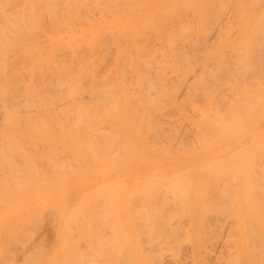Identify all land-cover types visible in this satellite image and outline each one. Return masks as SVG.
<instances>
[{
	"label": "bare ground",
	"instance_id": "bare-ground-1",
	"mask_svg": "<svg viewBox=\"0 0 264 264\" xmlns=\"http://www.w3.org/2000/svg\"><path fill=\"white\" fill-rule=\"evenodd\" d=\"M6 1V0H5ZM8 2H10V0H7ZM14 1H18V3H16L17 4V6H16V4H15V2ZM26 4H27V2H28V4H29V1H26V0H23ZM35 1V0H34ZM40 0H37V2H39ZM43 0H41V2H42ZM57 1V0H56ZM54 2L53 4L55 5V7L57 8H55V7H53V6H51V5H53L52 3L50 4V2H52V0L50 1V0H48V2H47V0L45 1V3L47 2V7L49 8L50 6L54 9V11L53 12H58V11H60L61 10V8H62V6H60L59 7V5L58 4H60V5H65L64 4V1L65 0H62L63 2H60V3H57V2ZM61 1V0H60ZM75 2L77 1L78 2V0H74ZM74 1H73V3H74ZM93 1H95V2H97L98 0H93ZM104 1V0H103ZM117 1H119V0H117ZM124 2L126 1H128L127 3H128V5L129 6H131L130 5V1L131 0H123ZM156 1H158V0H156ZM160 2L162 1V0H159ZM231 3H230V2ZM1 2H3V3H1ZM0 3L1 4H3L4 6L3 7H11V6H16V8H18L19 7V5L18 4H20L22 1H20V0H13V2H14V4L15 5H12L11 3H8L7 5H9V4H11L10 6H6L5 4L7 3H5L3 0L1 1ZM20 2V3H19ZM31 2H33V1H31ZM31 2H30V4H31ZM37 2H34L33 3V7L34 6H36L37 7V5H34L35 3H37ZM66 2V1H65ZM88 2V1H87ZM92 2V1H91ZM135 1L133 0L131 3H134ZM149 2H150V0H145L143 3H146L147 5L149 4ZM25 3H21V5L20 6H22L23 5V8H22V10H19V12H20V14H23V15H18V17L20 16H24V17H26L24 14H26V11L29 13L31 10L32 11H34L33 9H36L35 7L34 8H32L31 6H32V4L31 5H28V7L29 8H32V9H29L28 7H26L25 5ZM43 3V2H42ZM41 3V4H42ZM56 3H57V5H56ZM68 3H69V0H68ZM79 6H81V3L82 2H80V0H79ZM126 3V4H127ZM142 3V4H143ZM164 3V2H163ZM228 3H230L229 5H228ZM228 3H227V6H229L230 7V5H232L233 3V6H234V8L236 9H234L233 7L232 8H230V10L231 9H233L234 10V12L236 11V13H233V11L231 10L229 13H231V15H235L236 14V16H237V14H239V12H240V15H238V16H240L239 18H232L233 16H231V18L232 19H230L231 21L229 22V20L227 19V21H228V26H229V29L231 28V26L229 25L230 23L231 24H233L234 26H235V24H237V22H238V24H239V22H242V23H245V22H247V23H250L251 25V28H249V29H245L242 33H239V37L241 36V38H242V40L243 41H245V50H241L238 46H241L243 43H239V44H237L238 46H235V48L237 47V50H234L235 48L233 47L232 48V46H231V50H234V52H235V56L238 54H236V52L238 51H240L239 53H240V55H241V53H242V51H244L242 54H244L243 56H245V55H247V53L249 52V46H247V44H249V42H250V47L251 48H253L254 50V52H253V54L255 55V54H257L259 57H260V55L259 54H261V52L262 51H264V50H262V51H260L261 49H264V47H261L262 45H264V44H262V43H264V42H262V41H264V40H262V39H264V0H233V2H232V0H228ZM25 4V5H24ZM40 4V3H39ZM40 4V5H41ZM48 4H50V5H48ZM76 5L78 4V3H75ZM86 4V3H85ZM92 4H93V2H92ZM95 4V3H94ZM96 4H98V3H96ZM106 4V3H105ZM141 4V6H140V13L141 14H143V15H139L138 16V18H135L136 20V22H135V25H134V28H133V32L134 33H132V32H130L131 31V29H129V30H126L127 32L129 31L130 32V34L128 35V38H127V40H126V46H124V47H127L128 49V51L126 50V49H122L121 48V44L123 43V42H121V43H119L118 41H120V39L117 41L119 44H117V45H115V46H117L116 48H117V52H116V54L113 56V62L112 61H110V62H112V63H114V65L112 66V67H110L109 69H105L103 72H101V70H103L105 67H103V68H101L100 69V67H99V62H98V60H97V68L94 66V63L92 62L93 61V59H92V63H91V65H89V60L88 61H85V56H84V59H83V56H82V54H78V50H77V52H76V50L74 51H72V49H71V47L70 46H68V45H66L64 48H66V47H70L69 49H71V51L70 52H72V54H69V56L71 55V57H72V61H70L71 60V58H69V61L70 62H76V61H79V63L76 65L77 66V68H74V67H76V66H73V64L74 63H72L71 65L73 66V67H71V68H74V69H72V70H75V71H73V72H70V68L68 67L69 65H70V63L69 62H66L65 61V59L64 58H62V57H58V54L56 55L58 58H56V56L55 55H52L51 53L52 52H50V49H45V47H46V42L44 41V38H46L47 36L43 33L45 30H42V29H37L38 27H40L39 26V24H38V27H35V24L36 23H38V21L36 22V23H33V22H35L36 21V15L38 16V14H40V12L37 14V12L36 11H34V12H36V14H34V12L32 13V11L30 12L31 14L29 15L28 13H27V15L28 16H31V15H33L34 14V16H35V18H34V21L33 20H31V19H33V17H30V20L28 21L27 20V17L26 18H24L25 19V21L23 22L22 21V23H21V26L19 25V24H17V22H15L16 20H15V18L17 19V17H15L16 15H14L13 16V14H15L16 13V10L17 9H15V13L13 12V9L15 8H8V9H11L10 11L8 10V12L7 11H5L4 9L2 10L1 8H2V5L0 6L1 8V10H2V13L4 12L5 13V15H6V17L7 18H5V16L3 17L2 15H1V10H0V17L2 18V19H4V23H5V26L4 27H2L3 25H4V23H1L2 22V19L0 18V23H1V27H2V29L3 30H1L0 31V138H3V139H6V141H8L9 139L8 138H6V137H11V136H13L14 134L15 135H19L20 134V136H21V134H23L24 132H25V130L24 129H22V128H20L21 127V124L23 125H27L26 127L28 128V130L30 131V132H32L33 134H51V133H53V134H55V135H65V136H72L73 138H76V139H79V137L81 138V137H83V136H85V135H87V134H91L90 136H91V138H89L88 136V138H86V143L88 142H91V145H92V138H95L93 141L95 142V140L98 138H100L101 137V140H102V138H103V140L105 141V140H107L105 143H106V145H109L110 143V150L111 149H113V147H115V149L113 150L114 151V153H119V154H123L126 158V163H127V169L125 170V174H124V182H125V192H124V215H125V218L124 219H126L125 221V236H124V242H125V245H126V251L125 252H123L122 250H125L123 247H122V250H121V252H116V253H119V255L120 256H117L118 254H116V256L115 257H117V260H118V262H117V264L119 263V261H122V259L124 260V262H122L121 264H152V262H154L153 261V259L155 258L154 257V255H156L155 254V251L153 252V253H151L152 252V250H151V248H152V246L155 248V244H156V246H157V244L160 242V240H161V237L159 236V234L161 233L162 235H164V233L165 234H167L168 232V234H170V233H172L173 232V230H176V229H181V230H179L181 233H182V230H184L183 232H185V230H187V229H185V226L183 227L182 226V222L183 221H185V219H186V221H187V219H189V220H191V219H194L193 220V226H194V228H197V220L195 219V218H197V217H199L200 215H202V214H204L203 215V217L205 218H207L208 217V219H204V218H202V223H203V221L205 220H209V216H207L208 214H209V212H213L211 209V211L209 210V211H207L206 212V210H205V208H204V203L206 204V202H207V200L205 201L204 199H208L209 198V193H210V188H209V186H208V188L206 187V182H207V176H201V174L199 175V173H200V171H204L205 169H206V166H207V162H208V159L207 158H205V159H203L202 157H200V154L199 155H197V153H195L194 151H191V144H190V142L188 143L186 140L183 142L182 141V145L181 146H179L180 144H178V145H176L178 142H176L175 140H177V141H179L180 142V140H178L179 139V136H180V134L178 133V131H176V133H178L179 134V136H177V134H176V136H175V138L173 139L174 140V142H175V145H174V143H172V144H167L168 143V141L166 140V137L168 138V139H170L171 140V138H170V135H168L169 134V132H173V128L175 129V127H174V125H172V122H171V125L173 126V128H171V130L170 129H168V131L167 130H165V128H162V127H164L165 126V124L167 123V122H165L164 124H163V122H164V120H162V119H160L159 117L161 116V115H163V116H166L165 115V113H163L164 111H162L163 109H161V108H163V107H165V106H163L164 105V103H162L163 101V99H162V96L167 92V88L169 87V85H170V89L168 88V91L169 92H167V93H169V94H171V95H173V94H178V92H179V89L178 88H180V87H182V86H184L185 84H189V85H191V87L189 88V89H186L187 87H188V85H186V88H185V94H183V96L182 97H185L186 99H184L183 101H185L186 100V102L188 101V105H189V102H191V100H192V102L194 101L193 99H195V97H196V95H197V93H198V89L197 88H201L202 90H203V92L202 91H200V93H202V94H204V95H202V94H198V95H202L203 96V98L201 99V97L202 96H200L199 98L201 99V101L199 102L198 100H200L199 98H198V95H197V98H198V100H196L195 99V101H197V102H195L194 101V103H195V105H197L198 107H199V111L197 112L198 114H199V117H198V122H197V124H198V126H197V129H195V128H193V129H195L196 131H198L197 133L195 132V130L194 131H192V128H191V131L192 132H194V134H195V136H197V138H198V141L197 142H199V143H197V145L202 149V154H204V149H205V153L208 151V148H209V145H210V143L213 145V144H215V143H217L218 141L220 142V140H218L217 142H215L214 143V140L212 139L211 141H213V143L212 142H210V138L208 137V135H209V133H208V131H209V124L213 127V129H215V131H217L216 133L218 134V130L217 129H219V131L221 130L223 133H225L224 131V129L223 128H221V127H219V125H224L223 124V122H224V118L222 119L221 117L223 116V115H221L222 113H219L220 111H221V109L222 108H219V104H221V103H218V105H217V102L219 101V100H221L222 98H223V95H222V93L220 92L223 88V90H226L225 89V87L227 86V85H223V86H225V87H220L221 89H218L219 87L217 86V84H219V86H220V84H222V83H217L216 84V82L217 81H215V83H214V85H216V87H210V86H208V85H206V81H205V79H207L208 80V78L207 77H212L213 75L215 76V74L214 73H216V74H218V76H219V73H217V70L216 71H214L213 69L215 68V66H214V62L216 63V61H217V57H218V55H221V54H223V58L222 59H224L225 57H224V54H226V52L225 53H223L220 49V52H222L221 54H220V52H219V50H215V51H213L212 52V57L215 59L214 61H213V67H211V65L210 64H212V63H210L209 61H210V59H209V57H208V60L209 61H205V62H203V63H201V65H202V67L200 68V65H199V67H198V69L200 70V72H199V70H198V73H193V74H197V75H193L192 74V72L190 73V74H192L193 76H195V78L193 79L192 78V81L193 82H197V84H196V82L195 83H190V81L188 82V83H186V79H187V76H188V72L187 73H184V75L185 74H187V76H186V79H184L185 77H183V79H182V75L179 73V72H176L175 71V76H176V79H178V80H176L175 79V76H174V71L173 70H176V69H178V68H182V67H184L185 65L187 66V64H185V65H182V63L184 62V61H186V63H187V61H192L193 63H194V59H195V61H197L198 60V58H200V57H203V53H202V56H200V57H198L197 58V55H195V58H193L194 57V54H191L190 55V57L193 55V57H191V58H193V60L189 57V55H187V53L189 54L190 52H192L191 51V47H192V49L194 48L193 47V44H194V46H195V48H199L200 46L202 47V48H200V49H202L200 52H203L204 51V55H206L207 54V52L209 51V49L213 46L211 43H210V41L214 38V43H215V33H212V31L214 30H216V29H212V27L213 26H211V24H212V21H213V23H215V25H217L218 27H220L218 24L220 23V19H221V17H222V20L224 19V17L222 16L223 14H224V10H227V6H226V0H166V4H163V7H160L162 10L160 11L161 12V15L162 16H160L159 18H160V20L158 21L159 23H160V25H159V28H158V26H156L155 24H153V23H151V22H153L151 19H152V17H150L151 19H148L147 17H145L144 18V15H146V13L148 12V11H150V12H148L147 13V15L150 13V15L152 16V12H153V10H154V8L153 7H149L148 9L146 8V7H148V6H143ZM156 4H158V2L156 3L155 2V5ZM171 4H174V7H175V5H180V7H179V10L180 9H183L184 10V12H186L187 10H190L188 13L190 14V12L192 13V17H194L195 18V20L194 19H192V17L190 18V15H188V17L190 18V20H187L189 23H191V19L192 20H194V24L193 23H191V25L190 24H187V21L185 20V16L187 17V12L186 13H184L183 11H181L180 10V12H182V13H179L178 11H176L178 14H176V12L175 13H173L174 11H171L172 9L174 10V7H173V5H171ZM70 7L69 8H71V9H68V10H71V15H72V13H73V11H72V9L73 8H76L75 6H74V4H72V1H70ZM89 5H90V3H89ZM118 5V4H117ZM152 5H153V3H152ZM151 5V6H152ZM170 5H171V7H173V8H171V10L169 9H167V8H169L170 7ZM24 6H25V8H24ZM72 6H73V8H72ZM87 6V5H86ZM123 6H124V4H123ZM126 6V5H125ZM128 6V7H129ZM236 6V7H235ZM42 7L43 8H41V9H44V11L45 10H47V8L44 6V5H42ZM46 9H45V8ZM51 7L49 8V11L47 12V13H45V15L46 14H48L47 16L48 17H52V18H54L53 16V12H52V10H51ZM101 7V6H100ZM109 7V6H108ZM26 8H28V9H26ZM78 6H77V10H78ZM82 8V7H81ZM95 8H97L98 9V7H95ZM129 8H131V7H129ZM151 8V9H150ZM225 8V9H224ZM237 8H238V10H237ZM244 8H247L246 10H244ZM248 8H249V11H248V13H245V11L247 12V10H248ZM19 9H20V7H19ZM37 9H38V7H37ZM36 9V10H37ZM55 9L57 10V11H55ZM96 9V10H97ZM101 10H102V8H100ZM99 9V10H100ZM104 9V8H103ZM106 9L108 10V8H105L104 9V12H106ZM119 9V8H118ZM121 9V8H120ZM146 9V10H145ZM251 9H258L257 10V12L254 14V15H252L250 18H248L247 19V15L249 16V13L250 12H253ZM24 10V11H23ZM50 10H51V12H50ZM65 9L63 8V11H64ZM81 10V9H80ZM84 10V9H83ZM101 10L100 11H98L97 13H101ZM111 10V9H110ZM109 10V11H110ZM114 9H112L111 11H113ZM124 10L125 9H123L121 12H124ZM186 10V11H185ZM220 10H222V14H221V12H220ZM229 10V9H228ZM241 10V11H240ZM243 10H244V12H243ZM24 12V13H22V12ZM43 11V10H42ZM43 11V12H44ZM63 11H60L63 15H64V13H63ZM65 11H67V9L65 10ZM64 11V12H65ZM76 11V10H75ZM82 11V10H81ZM81 11H78V12H81ZM103 11V10H102ZM115 11H117V10H115ZM115 11H113V13L115 12ZM127 11V10H126ZM139 11V10H138ZM157 11V10H156ZM171 13H170V12ZM218 11H219V14H218ZM10 12H12L11 14H10ZM43 12H41V14H40V16H42V13ZM52 13V14H50V13ZM77 12V11H76ZM89 12V11H88ZM108 12V11H107ZM120 11H118V13H119ZM128 12V11H127ZM137 12V11H136ZM205 12H207L206 14L208 15V13H210L208 16H209V20H211V17H210V15L212 16V14H213V18H212V21H209V23H210V27H208V25L207 24H209L208 22H207V20H206V16L204 17V13ZM238 12V13H237ZM7 13H9V14H7ZM54 13V14H55ZM59 13V12H58ZM58 13H56V14H58ZM67 14L63 17L62 15V17L63 18H65L66 16H70V19L72 20L73 18H72V16L70 15V12H66ZM75 13V12H74ZM73 13V14H74ZM92 13V12H91ZM108 13H110V12H108ZM108 13H101L102 14V16L104 15V19L106 20V18L105 17H107L106 16V14H108ZM112 13V12H111ZM112 13V14H113ZM184 13V14H183ZM233 13V14H232ZM241 13H243L242 15L243 16H245L244 15V13L245 14H247L245 17H246V19H244L245 17H243L242 15H241ZM17 14H18V11H17ZM69 14V15H68ZM79 14V13H78ZM81 14H88L87 12H85L84 13V11L81 13ZM81 14H80V16H81ZM174 14H176L175 16H174ZM182 14V15H181ZM216 14V15H215ZM217 14H218V18H216L217 17ZM221 14V15H220ZM225 14H226V11H225ZM224 14V15H225ZM12 15V16H11ZM51 15V16H50ZM53 15V16H52ZM60 15V14H59ZM58 15V16H59ZM85 15V18L86 17H90V15L88 14V16H86ZM99 15L100 14H98V20H97V16H95V18H96V20H90V19H85L84 17H82V18H84V21L85 22H83V20L81 19V17L80 16H78V18L80 17V19L82 20V22H80V21H78V22H76V21H74V20H72V22H75L76 24L78 23L79 25H81L82 23L83 24H85L86 22L87 23H90V21L92 22V21H94V23H93V25L92 26H95V24L98 22V23H100L101 21H102V16H101V18L102 19H100V17H99ZM111 15V14H110ZM146 15V16H147ZM156 15V14H155ZM170 15H173V16H171V17H169ZM181 16L180 18L178 17V16ZM185 15V16H184ZM43 16H44V13H43ZM43 16L42 17H40V20L44 23V19H43ZM47 16H46V19H45V21L46 20H49V18H47ZM57 16V15H56ZM75 16V14L73 15V17ZM109 16V15H108ZM113 16V15H112ZM141 16V17H140ZM142 16H143V18H142ZM207 16V17H208ZM214 16H216L215 18H214ZM219 16H221V17H219ZM8 17H11L10 18V20H11V24H9V19H8ZM13 17H14V19H13ZM20 17L18 18V19H20ZM60 17V16H59ZM59 17H56V18H58L59 19ZM62 17H61V19H62ZM76 18H77V16H75ZM115 17V16H114ZM148 17H149V15H148ZM182 17H184V20L186 21V24L183 22V18ZM45 18V17H44ZM76 18H74V19H76ZM133 18V16L131 15V14H128L127 15V20H131ZM154 18V17H153ZM159 18H156V19H159ZM5 19H6V21H5ZM21 19H23V17L21 18ZM21 19H20V21H21ZM39 19V17H37V20ZM60 19V20H61ZM67 19V18H66ZM66 19H64V20H66ZM69 19V18H68ZM69 19V20H70ZM144 19V20H143ZM186 19H188V18H186ZM214 19L216 20V21H218L219 23L218 24H216L217 22H214ZM218 19V20H217ZM8 20V21H7ZM13 20H15V21H13ZM26 20H27V22H26ZM39 20V21H40ZM52 20H55V19H52ZM51 19H50V21H52ZM59 20V21H60ZM64 20H62V21H64ZM77 20H79V19H77ZM89 20V21H88ZM104 20V21H105ZM108 20V19H107ZM149 20H150V22H149ZM175 22H174V21ZM232 20H234V22L232 23ZM235 20H236V22H235ZM237 20H241V21H237ZM20 21H19V23H20ZM56 21V20H55ZM54 21V22H55ZM58 21V20H57ZM57 22L56 24L57 25H59L58 23H60V22ZM62 21H61V23H60V25H62ZM109 21V20H108ZM8 22V24H6ZM12 22H15V24H16V26L14 25V23H12ZM32 22V23H31ZM68 22V24H69V21H67ZM80 22V23H79ZM96 22V23H95ZM131 22H134V20L132 19V21ZM172 22H174V23H172ZM177 22V23H176ZM226 22V21H225ZM25 23H26V25H25ZM31 24L33 27H30V25L29 24ZM42 23V25H44V24H46V22L43 24ZM48 23H50L49 21H48ZM52 24H54L53 22H51ZM50 23V24H51ZM65 23H66V21H65ZM74 23V24H75ZM86 23V24H87ZM97 23V24H98ZM111 23H112V21H111ZM114 23H117V21L116 22H114ZM121 23V22H120ZM184 23V24H183ZM222 23V22H221ZM220 23V24H221ZM23 24H24V27H23ZM41 24V23H40ZM56 24L54 25V27H58V26H56ZM68 24H66V25H68ZM72 24V23H71ZM77 24V25H78ZM82 24V25H83ZM91 24V23H90ZM119 24V23H118ZM122 24V23H121ZM194 25V28L192 27L193 25ZM241 24V23H240ZM239 24V25H240ZM6 25H8V26H10V27H6ZM27 25H29L28 27H27ZM70 25V24H69ZM88 25L89 24H87V28H88ZM109 25H110V23H109ZM114 25V24H113ZM113 25H110V26H112L113 27ZM190 25V26H189ZM212 25H214V24H212ZM215 25H214V27H215ZM232 25V26H233ZM246 25V24H245ZM245 25L243 26V28L245 27ZM17 26H20V29H18V28H16ZM36 26H37V24H36ZM46 26V25H45ZM44 26V28H46ZM51 26V25H50ZM49 26V27H50ZM70 26H72V25H70ZM70 26H65V24H64V22H63V27H70ZM85 26V25H84ZM103 26H104V24H103ZM110 26H108L107 25V27H109L110 28ZM119 26H120V24H119ZM123 26V25H122ZM125 26L126 25H124V27H120L119 28V31L121 30V28H124L125 29ZM129 26V25H128ZM132 26V25H131ZM226 27V29L224 28V27ZM221 25V29H223L224 28V30H225V33H223L224 31L222 30V33L224 34L223 36H226L227 38L228 37H230L231 35H233V34H231V32H232V29L229 31L228 30V26H225V25ZM0 27V28H1ZM5 27H6V29H5ZM21 27H23V28H21ZM49 27L47 26V30L49 29ZM53 27V26H52ZM51 27V28H52ZM106 27V26H105ZM167 27H169L170 29H168ZM193 28V29H195V34H193V35H195L194 36V38L192 39V37L193 36H189V37H187V35L189 34L188 32H189V30H190V28ZM213 27V28H214ZM218 27H215V28H217V32H219V31H221L220 30V28H218ZM241 27V26H240ZM8 28H10V30L8 29ZM33 29V31L34 30H38V31H40L41 32V34H44V38L42 37L43 35H41V37L43 38V41L45 42H42V41H37L36 40V34H34L35 35V37L36 38H34L33 39V35H32V31L30 30H25V29ZM36 28V29H35ZM41 28V27H40ZM43 28V27H42ZM43 28V29H44ZM62 28V27H61ZM61 28L59 29L61 32H62V30H61ZM109 28H108V31H109ZM118 28V27H117ZM117 28H115L116 29V31H117ZM208 28H209V30L210 29H212V31H210L211 33V35L209 36L211 39H208L209 41V43L211 44V46L210 47H207V46H209V45H207V46H204V45H206V44H204L203 43V39H206V41H207V34L209 33L208 32ZM242 28V29H243ZM22 29H23V31H22ZM54 29H56V28H54ZM65 29V28H64ZM63 29V30H64ZM66 29H68V28H66ZM153 30V32L155 31L157 34H156V38H157V35L158 36H160V38L162 39L161 41L164 43V48H161L159 45H157V42L156 43H153V44H155V45H157V46H155V45H151L152 44V41H150L151 42V44H149V42H148V40H147V37H149V35L148 34H151L150 32H152V30ZM218 29H219V31H218ZM234 29H235V31H238L239 30V28H237V30H236V28L234 27ZM234 29H233V31H234ZM6 30V31H5ZM9 30V31H8ZM43 32H42V31ZM46 30V33H48V34H50V31L48 32ZM76 30V29H75ZM113 30V29H112ZM227 30L229 31V32H227ZM38 31H35V32H38ZM65 31V30H64ZM83 31V30H82ZM146 31H149L148 32V34H146ZM241 30H239V32H240ZM51 32H54V31H51ZM57 32V31H56ZM55 32V33H56ZM69 32V31H68ZM227 32V33H226ZM39 33V32H38ZM58 33V32H57ZM63 33V32H62ZM106 33V32H105ZM109 33L110 34H108V36L109 35H112V36H114V33H116L115 31H114V33L112 34V32H110L109 31ZM117 33H118V31H117ZM121 33H122V31H121ZM232 33H234V32H232ZM90 34V33H89ZM89 34L87 35V36H89ZM213 34V35H212ZM220 34H221V32L220 33H218L216 36L218 37V39H219V37H220ZM226 34V35H225ZM231 34V35H230ZM8 35H13V36H11L13 39H11L10 38V36H8ZM50 35H52V34H50ZM55 35H57V34H55ZM107 35V34H106ZM145 35H148L147 37L145 36ZM230 35V36H229ZM8 36V37H7ZM32 37V39L33 40H31L30 38H28V37ZM75 37H79V36H77V35H74ZM86 36V37H87ZM91 36H92V34H91ZM96 36V35H95ZM107 36V37H108ZM221 36H222V34H221ZM18 37V38H17ZM20 37V38H19ZM27 37V38H26ZM97 37V36H96ZM99 37V36H98ZM98 37H97V39H98ZM104 37H105V34H104ZM111 37V36H110ZM110 37H109V39H110ZM117 37V34H116V36H114V38H116ZM121 37H122V34H121ZM216 37V38H217ZM17 38V39H16ZM49 38V37H48ZM73 38V37H72ZM80 38V37H79ZM90 38V37H89ZM92 38V37H91ZM93 38H94V35H93ZM103 38V37H102ZM106 38V37H105ZM113 38V37H112ZM118 38H119V36H118ZM122 38H124V33H123V37ZM195 38H197V40L198 41H196L197 42V44H196V42H194L193 40H195ZM47 39V38H46ZM50 39V38H49ZM60 39V38H59ZM64 39H65V37H64ZM67 39V38H66ZM65 39V40H66ZM87 39V38H86ZM96 38H95V43H94V41H93V39H92V41H90V39L89 40H85V42L86 43H84L85 44V48H89V49H91V50H93V48L95 47V45H97V42H98V40H97ZM117 39V38H116ZM116 39H115V43H116ZM154 38H152V40H153ZM199 39H200V41L203 43H198L199 42ZM220 39H221V37H220ZM220 39H219V41H220ZM258 39L262 42H260V44L259 45H261V46H257V42H258ZM39 40H41V38L39 39ZM71 40V37H70V39H67V41H70ZM103 40H105L104 38H103ZM112 40V39H111ZM124 40H125V38H124ZM123 40V41H124ZM156 40H158V39H156ZM160 40V39H159ZM217 40V39H216ZM49 41V40H48ZM54 41V40H53ZM60 41V40H59ZM67 41H64L63 43H67ZM73 41V40H72ZM78 41H79V39H78ZM121 41H122V39H121ZM205 41V40H204ZM222 41V40H221ZM242 41V42H243ZM251 41H257L256 43L257 44H253V45H255V46H252V42ZM76 42V41H75ZM82 42H84V41H81V43ZM104 42V41H103ZM102 42V43H103ZM162 42H160V43H162ZM208 42H206L207 44H209ZM217 42H218V40H217ZM241 42V41H240ZM70 43H72V42H70ZM70 43H69V45H70ZM77 43V42H76ZM75 43V44H76ZM106 43H107V41H106ZM109 43V42H108ZM107 43V44H108ZM58 44V43H57ZM61 44V43H60ZM59 44V45H60ZM68 44V43H67ZM75 44H72V46H75ZM110 44H112V42L110 41ZM179 44H181V47H183V48H177L178 47V45ZM200 46H199V45ZM216 44V43H215ZM214 44V45H215ZM62 45V44H61ZM58 46V47H62V46ZM98 45H99V42H98ZM103 45L104 46H106L105 45V43H103ZM196 45H198V46H196ZM244 45V44H243ZM243 45H242V47H243ZM49 46V45H48ZM80 46H81V49H82V45H79L78 47H77V45H76V47L77 48H79L80 49ZM111 45H109V47H110ZM203 46H204V48H203ZM221 46V45H220ZM102 47V46H101ZM109 47H106V50L107 51H109L108 49H109ZM114 47V46H113ZM113 47H112V49H113ZM158 47H160V48H158ZM184 47H186L187 49H185ZM261 47V48H260ZM51 48V47H50ZM63 48V50H65ZM98 48H99V51H101V49H100V46H98ZM103 48V47H102ZM133 49L135 52H136V54L137 55H135L134 57H136L137 58V64L136 65H134L133 64V62H134V59H132L133 60V62H130V60H131V57L133 58V54L131 53L130 54V52H129V50L130 49ZM194 48V49H195ZM258 48H260V50L258 49ZM74 49H75V47H74ZM89 49H87L88 50V56L90 55L89 54ZM111 49V48H110ZM181 50L182 52H180L179 50ZM183 49H185V51L183 50ZM226 49H229V48H226ZM238 49H240V50H238ZM256 49H258V50H256ZM83 50H86V49H84L83 48ZM189 50H190V52H189ZM44 51H47L45 54H44ZM66 51V50H65ZM68 51V50H67ZM67 51H66V53H67ZM114 52H115V47H114V50H113ZM112 51V52H113ZM257 51H260V52H257ZM58 52H60L59 50H58ZM102 52V51H101ZM101 52H100V54H101ZM193 52H194V50H193ZM192 52V53H193ZM55 53H57V50L55 51ZM63 53H65V52H63ZM68 53H69V51H68ZM98 53V52H97ZM107 53V52H106ZM106 53L104 54V55H106ZM186 53V54H185ZM198 53V52H197ZM227 53H228V50H227ZM259 53V54H258ZM54 54V53H53ZM60 54H62V53H60ZM59 54V55H60ZM93 54H94V52H93ZM99 54V53H98ZM99 54V55H100ZM229 54V53H228ZM262 54H264V53H262ZM261 54V55H262ZM66 55V54H65ZM99 55H97L96 57H95V59L96 58H99ZM103 55V54H102ZM102 55H101V58H102ZM111 55H112V53H111ZM129 55V56H128ZM240 55H237L236 57H235V60H236V58L237 59H239V58H241L240 57ZM249 55H250V58H249V60L251 59V62L249 61V63L251 64V63H253V61L254 62H256V57L259 59V57L257 56V55H255V56H253V55H251L250 54V52H249ZM53 56H55L54 58H53ZM110 56V55H109ZM228 55H226V57H227ZM66 57H67V55H66ZM87 57V56H86ZM108 57V56H107ZM106 57V58H107ZM211 57V58H212ZM233 57V58H234ZM251 57H253V58H251ZM255 57V58H254ZM56 58V60H54ZM89 58V57H88ZM212 58V59H213ZM219 58H220V56H219ZM218 58V59H219ZM229 58V57H228ZM232 58V59H233ZM244 58V57H243ZM109 59V58H108ZM108 59H106L107 60V62H108ZM110 59H111V57H110ZM126 59H128V60H126ZM190 59V60H189ZM242 59V58H241ZM247 59H248V57H247ZM253 59H255V60H253ZM101 60V59H100ZM102 60H103V58H102ZM101 60V61H102ZM105 60V59H104ZM103 60V61H104ZM112 60V59H111ZM136 60V59H135ZM234 60V59H233ZM245 60V59H244ZM243 60V61H244ZM260 60V59H259ZM101 61H100V63H101ZM126 61H128V62H126ZM223 61V62H222ZM221 62H219L218 63V65L216 66V68L217 69H219L218 71L219 72H221L220 70H221V68H222V72H224V71H226V70H224V68H225V66L227 67V65H229V63L227 62L228 61V59L226 60L225 59V61L224 60H222ZM231 60H229V62H230ZM240 61H242V60H240ZM258 61V60H257ZM94 62H95V60H94ZM182 62V63H181ZM192 62H190V63H192ZM225 62H227V63H225ZM232 62V61H231ZM69 63V64H68ZM102 63H104V62H102ZM102 63H101V66H102ZM125 63V64H124ZM127 63V64H126ZM178 63H180V64H178ZM232 63H234V62H232ZM231 63V64H232ZM248 63V64H249ZM259 65H260V67H259V65L257 64V62L255 63V65L257 64V66H255L254 65V63L252 64V66H255L258 70L259 69H261L262 67H264V65H262L261 66V62L259 61ZM106 63H104V65H105ZM110 64V63H109ZM224 64V65H223ZM226 64V65H225ZM235 64V63H234ZM239 64H240V62H239ZM242 64V63H241ZM243 64H245V66L243 65ZM242 65H243V67L242 68H240V69H243V71H244V73H245V76H248L247 74H248V72L250 73V75H253V74H251V73H253V72H255L256 70L254 69L255 67H253V69L251 70V68L252 67H250V68H248L249 67V65L248 64H246V61L243 63ZM262 64H264V61H262ZM70 65V66H71ZM75 65V64H74ZM103 65V66H104ZM189 65V64H188ZM127 66L129 67H131L132 69L130 70V72L129 73H131L130 75H131V77H130V75L127 77L128 79H126V80H124V76L126 77V75L128 74V72L126 71L127 70ZM190 66V65H189ZM224 68H223V67ZM246 66H248L247 68L248 69H245V67ZM130 67H129V69H130ZM191 67V66H190ZM190 67H189V69L188 68H186V69H188V70H190ZM230 67H231V65H230ZM229 67V68H230ZM235 67H236V64H235ZM234 67V68H235ZM241 67V66H240ZM90 69L91 71L90 72H88L87 71V69ZM185 68V67H184ZM213 68V69H212ZM24 70V72L26 73V75L27 76H25V74L24 73H22V71ZM153 69V70H152ZM179 69V70H180ZM185 69V70H186ZM191 69H192V67H191ZM196 69H197V67H196ZM250 69V70H249ZM171 70V71H170ZM181 70H183V68L181 69ZM184 70V71H185ZM227 70H228V67H227ZM237 70V69H236ZM166 71L168 72H170V73H172L173 72V76H172V74H170L169 72V75L166 73ZM194 71V70H193ZM231 71H233L232 69H231ZM245 71H248V72H245ZM253 71V72H252ZM262 71H264V70H262ZM99 72H101V73H99ZM125 72H127V74H125ZM195 72H196V70H195ZM222 72H221V74H222ZM229 72V74L231 73L230 71H228ZM259 72V74H257ZM257 73H255L254 75H256V76H258V75H261L262 73L260 72V71H258ZM201 73V74H200ZM237 73V72H236ZM243 73V74H244ZM261 73V74H260ZM22 74H24V76H25V78L23 79V81H22V85L23 86H20L21 85V81L20 80H22V79H20V76H23ZM232 74V73H231ZM240 75L239 76H241V72L239 73ZM242 74V75H243ZM179 75H181V77L179 76ZM183 75V76H184ZM191 75V76H192ZM233 75H235V74H233ZM89 76H91L90 77V80H88L89 78ZM190 76V75H189ZM207 76V77H206ZM213 76V78H215ZM245 76H242V77H245ZM256 76H254L255 78H256ZM130 77V78H129ZM221 77V76H220ZM227 77H229V78H227L228 80V82L230 81V80H233V79H231L232 78V75L231 76H227ZM231 77V78H230ZM251 78H252V76H250ZM261 77H264V75H262ZM261 77H259L258 78V80L256 81V83H254L253 82V85L255 86V85H257V87L259 86V85H261V82H262V79H260ZM23 78V77H22ZM86 78H88V79H86ZM175 80H174V79ZM169 79H171V80H173V81H169ZM180 79H181V82L183 83V84H181V82H180ZM216 79H217V75H216ZM225 79V78H224ZM224 79H223V81L222 82H225L224 81ZM230 79V80H229ZM244 80V78H241V80ZM247 79V78H246ZM249 79V78H248ZM88 81L87 83L85 82V81ZM185 81V83H184V81ZM195 80V81H194ZM220 80V79H219ZM176 81V82H175ZM209 81V80H208ZM211 81H213V79L211 78ZM213 81V82H214ZM236 81V80H235ZM247 81V80H246ZM119 82V84H117ZM174 82V83H173ZM177 82H179V83H177ZM238 82H240V81H238ZM251 82H252V80L250 81V85H251ZM169 83V84H168ZM211 84V82L209 81V82H207V84ZM234 83H235V85L236 84H238L237 82H229V88L230 89H228V87H227V90H230V91H232V90H234V92H233V94L235 95L236 93H235V89H233L234 87H236L235 85H234ZM262 83H264V82H262ZM165 84H167L166 86H167V88H166V86H165ZM173 84V85H172ZM180 85V87H178L177 85ZM196 85V86H194V85ZM241 84V83H240ZM118 85V86H117ZM177 86V88L175 87V86ZM182 85V86H181ZM193 85V86H192ZM213 85V86H214ZM241 85H246V88L245 89H247V83H245V84H241ZM248 86L249 88H251V90L253 89V86ZM173 88H172V87ZM211 86H212V84H211ZM52 89H51V88ZM194 87V88H193ZM238 87H239V85H238ZM241 87V86H240ZM261 87L262 86H259V88L261 89ZM18 88H20L21 90H23V92H21L20 93V89H18ZM48 88H49V90L51 91H49L48 90ZM174 88H176V89H174ZM231 88H232V90H231ZM242 88V87H241ZM243 88H244V86H243ZM242 88V89H243ZM248 88V90H250ZM262 88H264V87H262ZM193 89V91H191V90ZM201 89H199V90H201ZM255 89V88H254ZM174 90V92H172ZM181 90V89H180ZM186 90H190L189 91V93L190 92H192L191 93V96H189V98L190 99H187V97H186ZM226 90V91H227ZM236 90H238V89H236ZM19 91V92H18ZM48 91H49V93H48ZM55 92V93H53L52 94V92ZM170 91L172 92V93H170ZM176 91H178V92H176ZM225 91V92H226ZM230 91H228V92H230ZM243 91V90H242ZM240 92V93H243V92ZM254 90H252V92H253ZM255 91H256V89H255ZM195 92V93H194ZM219 92V93H218ZM222 92H224V91H222ZM245 92V91H244ZM257 92V91H256ZM256 92H254V93H256ZM258 92L259 93H261V91L258 89ZM257 92V93H258ZM262 92H264V91H262ZM188 93V95H190ZM239 92H237V94L236 95H241V94H238ZM258 93V94H259ZM52 94V96L50 97L49 95H51ZM224 94V93H223ZM245 94V93H244ZM175 95V96H176ZM220 95H222V98L220 99ZM232 95V94H231ZM230 95V96H231ZM234 95H232V96H234ZM262 96H264V94H261ZM260 95V96H261ZM44 96L45 97H47V102H45L44 100L45 99H43L44 98ZM168 96H170V95H168ZM228 96H229V93H228ZM229 96V97H230ZM231 96V97H232ZM244 96V95H243ZM251 96V95H250ZM258 96V95H257ZM256 96V97H257ZM260 97L261 98V101L262 100H264V99H262V98H264V97ZM27 97V98H26ZM177 97V96H176ZM178 97H180L181 98V96H178ZM237 97V96H236ZM235 96L233 97V99H235L236 98ZM246 97V96H245ZM33 98V99H32ZM169 98H171V96L169 97ZM242 98V97H241ZM247 98V97H246ZM246 98L245 99H242V100H244V101H242V102H239V100H238V102H239V104L241 103L243 106H240L239 104H235V102H234V104L235 105H239L240 107H243V109H244V105H248L249 103V105L248 106H252L251 104H255L256 103V101L255 100H251V102L249 101H247L248 100V98H247V100H246ZM259 98V96H258V100L260 99ZM24 99H26V101L27 100H29L30 101V99L32 100V102H33V100L36 102V103H32V105H30L29 103H27L26 102V104H29V105H26L25 104V102L23 101ZM167 99V98H166ZM166 99H164V102H165V105H167L168 103H167V101H165ZM172 99V98H171ZM183 99V98H182ZM237 99H239V98H237ZM37 100V101H36ZM176 100H180L179 98L178 99H176ZM230 100H231V98H230ZM246 100V101H245ZM249 100H250V98H249ZM162 101V102H161ZM168 101H170V100H168ZM172 102H173V99L171 100ZM171 101L169 102V104L171 103ZM178 101H176L177 103H178ZM183 101H180V102H183ZM222 101V103H224V102H226V100L224 101L223 99L221 100ZM224 101V102H223ZM233 101V100H232ZM235 101V100H234ZM240 101H241V99H240ZM254 101H255V103H254ZM260 101V100H259ZM260 101V102H261ZM246 102V103H245ZM21 103H23L22 105H20ZM160 103H162V107H161V105L159 106V104ZM245 103V104H244ZM193 105V106H190V105ZM189 106H190V110L192 111V109L193 110H195L193 107H194V104L193 103H191ZM226 104H228L229 105V102H227ZM256 104H258V102L256 103ZM18 105H19V107L21 106V108L23 107V106H25V109H21V108H18ZM178 105H180V104H178ZM181 105H183L184 106V102L183 103H181ZM181 105H180V107H181ZM222 105V104H221ZM262 105H264V104H262ZM158 106L159 107H161V108H159V109H161V111H162V113H160V114H158L159 113V111L160 110H158ZM182 106V108H185L184 110H187V109H189V108H187L186 109V107H189V106H187L186 105V107H183ZM223 106V105H222ZM231 106V105H230ZM247 106V107H248ZM259 106V105H258ZM198 107H196V109L198 108ZM225 107V106H224ZM223 107V108H224ZM234 107H237V106H234ZM233 107V108H234ZM247 107H245V109H247ZM261 107V106H260ZM24 108V107H23ZM166 108V107H165ZM168 108V107H167ZM170 108V107H169ZM218 108L220 109V111L218 110ZM226 108V107H225ZM224 108V109H225ZM253 108V107H252ZM255 108H256V106H255ZM254 108V109H255ZM259 108V107H258ZM257 108V109H258ZM262 108H264V106H262ZM228 109V108H227ZM227 109H226V111H227ZM236 108H234V110H235ZM237 109H238V111H239V108L237 107ZM242 109V108H241ZM242 109V110H243ZM256 109V110H257ZM165 110V109H164ZM167 110V109H166ZM172 110V109H171ZM228 110H231V109H228ZM233 110V109H232ZM241 110V111H242ZM252 110V109H251ZM250 110V111H251ZM255 110V111H256ZM261 110V112L260 113H262V110H264V109H260ZM259 110V111H260ZM160 111V112H161ZM248 111H249V108H248ZM247 110H245V113L246 112H248ZM174 112L176 113V111L174 110ZM195 112H196V110H195ZM224 112V111H223ZM229 112H231V111H229ZM229 112L227 113L228 114V116H229ZM236 112V111H235ZM240 112V111H239ZM243 112V111H242ZM173 113V112H172ZM174 113V114H175ZM187 113H189V112H187ZM192 113H193V115L194 114H197V113H194L193 111H192ZM226 113V112H225ZM258 114H259V112H257ZM156 114H158L159 116H156ZM167 114H169V113H167ZM226 114V115H227ZM249 112L247 113V114H244L243 116H248V118L247 119H250V116H251V114H249ZM253 114V113H252ZM190 115H191V113H190ZM225 115V116H226ZM231 115H233V114H231ZM195 116V118H197ZM221 116V117H220ZM228 116H227V118H228ZM235 116V115H234ZM233 116V117H234ZM242 116V115H241ZM245 116V117H246ZM253 116V115H252ZM251 116V117H252ZM162 117V116H161ZM177 117H179V116H177ZM232 117V116H231ZM236 117V116H235ZM160 120H159V119ZM168 118V117H167ZM171 118H173V117H171ZM175 118H176V116H175ZM175 118H173V120H168V121H174L175 122ZM236 118H240V115L239 116H237ZM170 119V118H169ZM178 119H181V118H178ZM221 119V120H220ZM238 119L236 120V119H234L233 118V120L232 121H234L235 120V122L236 121H238ZM96 120H98L100 123H105L104 124V127H102L101 125L102 124H100V123H98V122H96ZM158 120V121H157ZM162 120V122H160ZM223 120V121H222ZM243 120V119H242ZM102 121V122H101ZM232 121H230V122H232ZM240 121V122H239ZM238 122H237V124H238V126H239V124L240 123H243V122H241V120H239ZM95 122H96V124H95ZM177 122V121H176ZM182 122V121H181ZM184 122V121H183ZM229 121H228V123H230ZM159 123H162V126H161V124H159ZM227 123V124H228ZM246 122H244V124H245ZM157 124H159V125H157ZM175 124V123H174ZM178 124V123H177ZM183 124H186L185 122L183 123ZM196 124V125H197ZM230 124H232V123H230ZM15 125H16V127H15ZM98 125L99 126H101V127H99L98 128ZM164 125V126H163ZM181 125V129H182V127H185V126H182V124H180ZM221 125V126H222ZM229 125V124H228ZM233 125L235 126L236 125V123L234 124V122H233ZM175 126H177V125H175ZM178 126H179V124H178ZM241 126H243V124L241 125ZM157 127H161L162 129L161 130H164V131H162L161 132V130L160 129H158ZM166 127H168V126H166ZM180 127V126H179ZM192 127H193V125H192ZM236 127V126H235ZM244 127V126H243ZM158 129V131H157V133L159 134V133H161L162 135H161V137L162 136H164V132L166 133V131H167V136H165V137H163L164 138V140H166L167 141V143H165L166 141H163L161 138H159V139H157L156 138V140H155V138H153L154 137V133H156V132H152L153 133V136H152V138H153V141H152V138H151V135H149V137L151 138V140L150 141H147L148 139H149V137H148V134H146L145 136L147 137V140L145 141L146 142V144H144L143 142H142V135H144V134H142L143 132H146V131H148L149 129L151 130L152 129V131H155V129ZM170 128V127H169ZM231 128V127H230ZM230 128H229V130H230ZM233 128V127H232ZM237 128V127H236ZM180 128H179V130H181ZM241 128H239V130H240ZM175 130H178V128L176 127V129ZM228 130V131H229ZM183 131V129L181 130V131H179V132H182ZM190 131V132H191ZM184 132H186L185 131V129H184ZM183 132V133H184ZM210 132H212V131H210ZM214 132V131H213ZM210 133V134H214V133ZM227 132V131H226ZM232 132H234V131H232ZM148 133H151V131L150 132H148ZM156 133V135H158ZM174 133V132H173ZM223 133L221 134V135H223ZM253 133H254V137H256V138H259L260 136H261V133L257 130V129H253ZM82 134V135H81ZM165 134V135H166ZM174 134V135H175ZM216 134V135H217ZM93 135H95V136H93ZM97 135H99L98 137H97ZM219 135H220V132H219ZM20 136H19V138H20ZM118 136L119 137H122V139H117L118 138ZM144 136V138H146ZM169 136V137H168ZM184 136V135H183ZM189 136V135H188ZM191 136V135H190ZM199 136V137H198ZM213 136H215V135H213ZM212 136V137H213ZM5 137V138H4ZM9 137V138H10ZM25 137H27V136H25ZM36 137H37V135H36ZM72 137H71V139H72ZM78 137V138H77ZM106 137H108L109 138V140H108V138L107 139H104V138H106ZM125 137V138H124ZM156 137H158V136H156ZM177 137H178V139H177ZM181 137V136H180ZM192 137V136H191ZM211 137V138H212ZM216 137V136H215ZM14 138V137H13ZM13 138H12V140H10V141H13V142H11V144L13 143V146L11 147V146H9V147H11V148H14V144H15V142L16 141H14L13 140ZM18 138V139H19ZM21 138H23L24 140L26 139V138H24V137H22L21 136ZM28 138V137H27ZM40 138V137H39ZM112 138L114 139V138H116V140H120L121 141V143L120 144H117L116 143V145L114 144L113 145V143L111 142V140H112ZM193 138V137H192ZM209 138V139H208ZM214 138V137H213ZM8 139V140H7ZM15 139H17V138H15ZM23 139H21L22 141H23ZM30 139H31V137H30ZM34 139H37V138H32L31 140L32 141H34V142H36V143H38L36 140H34ZM98 139L96 140V146L98 147V143H100V147H104V149H105V147H106V150H108V148H107V146L105 145V146H102L103 144H102V142H103V140L101 141L100 139H99V141H98ZM111 139V140H110ZM181 139V138H180ZM191 139V138H190ZM194 139V138H193ZM215 139V138H214ZM21 140H20V142H21ZM28 140H29V138H28ZM30 140V141H31ZM41 140H42V138H41ZM80 140V139H79ZM89 140V141H88ZM192 140V139H191ZM208 140H209V142H208ZM1 141H3L2 139L0 140V147H2V148H4L3 147V145L4 144H8L6 141L3 143H1ZM30 141H28V142H30ZM31 141V142H32ZM50 141V140H49ZM78 141V140H77ZM84 141V142H85ZM144 141V140H143ZM192 141H195V140H192ZM216 141V140H215ZM19 142V143H20ZM34 142H32L33 144H35ZM39 142H41L42 143V141H39ZM45 142V141H44ZM44 142H43V145L45 146V148L47 149V150H49V149H51L52 150V147H55V146H52L53 144H51V146H49V144H48V146L49 147H51V148H49L48 146H47V144H44ZM51 142V141H50ZM79 142V141H78ZM107 142H109L108 144H107ZM185 142H187V143H185ZM196 142V141H195ZM19 143L17 144V146H19L20 147V145H19ZM22 143V142H21ZM31 143V145L32 146H30V147H28L29 149L32 147V151H34V148H33V144ZM40 143V144H41ZM46 143H48V141L46 142ZM73 143H75V142H73ZM80 143V142H79ZM87 143V144H88ZM104 143V144H105ZM185 143V144H184ZM194 143V142H193ZM1 144H2V146H1ZM25 144H29V143H25ZM61 144V143H60ZM144 144V145H143ZM8 145H10V143L8 144ZM8 145H6V146H8ZM24 144H22L21 145V148H20V151L22 150V146H23ZM42 145V144H41ZM76 145H77V143H76ZM86 145V144H85ZM90 145V144H89ZM113 145V146H112ZM146 145V146H145ZM192 145H194L192 148H195V144H192ZM16 146V145H15ZM29 146V145H28ZM35 148H37L38 146L35 144ZM57 146V145H56ZM87 146V145H86ZM9 147H7V148H9ZM18 147V148H19ZM24 147V146H23ZM59 147V146H58ZM57 147V149H59ZM62 147V146H61ZM60 147V148H61ZM77 147H78V145H77ZM87 147H89V149H88V151H90L91 152V154L94 156L95 154H93L92 153V151L93 150H90V148H91V146H87ZM93 147H94V144L92 145V149H93ZM100 147H98L99 149L98 150H101V148ZM109 147V146H108ZM144 147H146V149L147 150H149L150 152L149 153H151V154H145V150H144ZM40 148V147H39ZM42 148V147H41ZM37 149L38 150V152L41 150V152L38 154V153H36V151H34L35 152V157H37L36 155H40V156H42V158H45L44 160H50V159H48L49 158V155L51 154V150H50V152L48 153V152H46L47 150L43 147L42 149ZM49 148V149H48ZM79 148V147H78ZM85 148V147H84ZM1 149V148H0ZM10 149V148H9ZM8 149V150H9ZM15 149H17V148H15ZM15 149H12V151H13V153H14V151H16L15 153H19L17 150H15ZM24 149L25 148H23V151H24ZM44 149H45V151H44ZM54 149V148H53ZM56 149V150H57ZM62 149H64V148H62ZM175 149V150H174ZM4 151H6L5 150V148L3 149ZM2 150V151H3ZM30 150V151H31ZM43 150V151H42ZM56 150L54 149L52 152H56ZM59 150H61V149H59ZM96 150V149H95ZM109 150V153H108V155H110L111 154V156H109L108 157V159L110 158H112V159H114V160H116L115 159V157H117V154H115V155H113V152H112V150L110 151ZM115 150H118L117 152L115 151ZM257 150H259V151H257ZM256 151H254L253 150V155L255 154V157H256V155L258 156L259 155V153L258 152H261L262 153V151H264V149H262L261 148V151H260V149L258 148ZM11 151V150H10ZM25 151H27V149L25 150ZM29 151V150H28ZM27 151V152H28ZM103 153H104V150L102 149L101 150ZM100 151V152H101ZM174 151H176V152H178V153H183V155L182 156H180V157H178L175 153H174ZM8 152V155H9V151H7ZM44 152L46 153L45 155H48V157L47 156H45V155H43L44 154ZM61 152V151H60ZM59 152V154H63L62 152L60 153ZM64 152V151H63ZM78 152V151H77ZM98 153H99V151H97ZM122 152V153H121ZM21 154L23 153V152H20ZM26 153V152H25ZM23 153L22 154V156H21V154H18L19 156H20V158H19V156L17 157L18 159H21V157L23 158V155H25L26 157H28V154L29 155H31L30 153L31 152H28V154L26 153ZM58 152H56V154H57ZM66 153V154H65ZM94 153H95V151H94ZM251 153V154H252ZM256 153H258V154H256ZM1 155H0V161H5V164H8V162H10V158L9 157H7L8 155H6V152H3V153H0ZM2 154L3 155H5V156H2ZM56 154H54V153H52V155L53 156H55ZM64 154L67 156V155H69L70 153L69 152H64ZM102 154V153H101ZM100 153L98 154V155H101ZM262 154H264V153H262ZM13 155V154H12ZM16 155V154H15ZM14 155V156H15ZM52 155H50L51 157H52ZM71 155V154H70ZM104 155H106V152L103 154V157H104V159H102L101 158V160H105L106 159V157L104 156ZM25 156H24V158H25ZM57 156H58V154H57ZM60 156H62V155H60ZM66 156H62L61 157V159H64V161H67V162H64V163H69V165H66V164H64V163H61V162H63V160H59L60 161V164L62 165V170H64V169H66L67 171H69V173L72 171H76L77 170V166H75V165H77V163L74 165L73 163H70L71 161H69V159H68V156L66 157ZM114 156V157H113ZM124 156L123 157H121V158H124ZM262 156H264V155H262ZM262 156H260V159H261V157ZM1 157H3V160L1 159ZM10 157H13V156H10ZM33 158H35L34 156H32ZM75 157V156H74ZM94 157H96V156H94ZM99 157H101V156H99ZM120 157L118 156V158L120 159ZM254 157V160L257 158H259V156L258 157H256L255 158ZM4 158H6L5 160H4ZM7 158H9V160L7 159ZM39 158V157H38ZM53 158V160L55 159V157H52ZM69 158L71 159H74L73 158V155H72V157H70L69 156ZM98 158V157H97ZM96 158V159H97ZM14 159H15V157H14ZM13 159V160H14ZM18 159H17V161H18ZM28 159H30V158H28ZM32 159V158H31ZM30 159V162H32V164H35V163H33L34 162V160L32 161ZM36 159V158H35ZM40 159H41V157H40ZM39 159V160H40ZM59 158H57L56 157V159L54 160V162H55V164H58L57 165V167H59L60 168V166L61 165H59V161L58 162H56L57 160H58ZM66 159H68V160H66ZM76 159V158H75ZM74 159V160H75ZM77 159H79V158H77ZM100 159V158H99ZM262 159H264V157H262ZM261 159V160H262ZM22 160V159H21ZM24 160V162H28V160L27 159H23ZM37 160V159H36ZM42 160V159H41ZM52 160V161H53ZM79 160H81V159H79ZM79 160H76V161H73V162H77V161H79ZM107 160V159H106ZM253 160V161H254ZM6 161H8V162H6ZM16 161V162H17ZM38 161V160H37ZM82 161H84V160H82ZM247 161H249V160H247ZM246 161V162H247ZM12 162V161H11ZM10 162V163H11ZM23 162V161H22ZM24 162H23V165H22V163H21V167H23L24 166ZM26 162V163H27ZM36 162V161H35ZM54 162H53V164H54ZM257 162H258V160H257ZM254 163V164H257V165H254V166H257V171L260 169V167H261V169H260V171H258V173L257 172H255V171H253L254 169H252L253 167H250L251 168V171H253V173H249V174H252V178L254 179V181H256V183H254V181H253V179H251V177L249 178V176H246V179H245V187H246V190H242L241 191V202L240 203H238V206H242V207H247L246 208V212L248 213V209H250L249 211H251V209L252 210H254L255 211V202H257V203H259L258 201L259 200H261V201H264V198H260V199H258L257 200V198H256V200H255V195L256 196H262V195H264V194H262V193H264V191H262V193H261V189H264V185H262V184H264V183H262V182H264V179H261L262 177H264V167H262V166H264V164H262V163H264V160H262V163H260V165L258 164L259 162H260V160H259V162L258 163ZM26 163H25V165H26ZM41 163H45V162H42L41 161ZM40 163V161H39V164L41 165V167L43 166V164H41ZM47 163H50V161H48ZM80 163V162H79ZM83 163V162H82ZM85 163V162H84ZM83 163V164H84ZM249 163V162H248ZM248 163H245V165H244V167L245 168H247L248 167ZM252 163V162H251ZM0 164H2L1 162H0ZM13 164L14 165H16V166H14L15 167V170L18 168V166H19V164H20V161H19V164H18V166H17V163L15 164V162H13ZM27 164H29V162L27 163ZM37 164V163H36ZM74 165L75 167H76V170H74L75 168H74V166H72V165ZM83 164H81V165H83ZM86 164V163H85ZM262 164V165H261ZM3 165H4V163H3ZM30 166H32L31 164H29ZM29 165H26V166H29ZM66 165V166H65ZM259 165V166H258ZM7 166V165H6ZM26 166H25V169H26ZM35 166V165H34ZM37 166H38V164H37ZM46 166V165H45ZM50 166H52V165H48L47 164V167L50 169V173L54 170V169H57V167L55 168V166L56 165H54V169L51 171V168H50ZM72 166V167H71ZM80 166V165H79ZM84 166V165H83ZM112 166H113V164H112ZM229 166H231V163L227 166L228 168H229ZM8 167H10L9 165H8ZM14 167L12 168V166H11V168L14 170ZM17 167V168H16ZM85 167V166H84ZM86 167H87V165H86ZM3 168V167H2ZM6 168V167H5ZM5 168H3L4 170H3V172H4V174L5 173H8L9 174V172H6V171H8V170H6L5 171ZM29 168V167H28ZM37 168V167H36ZM48 168H46V169H48ZM57 169V170H59V172L57 171H53L52 173L54 174V177H58V176H63V175H66V174H64L65 172L64 171H62L61 169ZM70 168V169H69ZM80 168H83V167H80ZM80 168H78V169H80ZM231 168V167H230ZM229 168V169H230ZM234 168V167H233ZM19 169H22V168H19ZM30 169H31V167H30ZM29 169V170H30ZM39 169V168H38ZM42 169H44V166H43V168ZM196 170V174L197 175H192V174H190V172H189V170ZM225 169V168H224ZM0 170H1V167H0ZM11 170V169H10ZM12 170V173H14V171ZM23 170H24V167H23ZM35 169H33V167H32V170H30V171H32L31 173H33V172H35L36 173V170L34 171ZM40 170V169H39ZM61 170V171H60ZM65 170V171H66ZM221 170H223V169H221ZM221 170H219L220 172H221ZM233 170V169H232ZM232 170H231V172H232ZM235 170H237V165H236V168H234V171ZM256 170V169H255ZM19 170L17 169L16 170V176H18V177H16L15 175V179L16 178H19L20 176H19V172H18ZM22 171V170H21ZM38 171V170H37ZM48 171V170H47ZM66 171V172H67ZM224 171V170H223ZM225 171H227V173H223V172H221V173H223V175L221 176V177H223L224 176V174H228V171L229 170H225ZM234 171H233V173H234ZM39 172V171H38ZM43 172V171H42ZM49 172V171H48ZM62 172V173H61ZM213 172V171H212ZM220 172H217L216 174L218 175V173H220ZM230 172V171H229ZM247 172H250V171H247ZM260 172V173H259ZM21 173H23V172H20V175H21ZM40 173V172H39ZM44 173V172H43ZM51 173V174H52ZM62 175H61V174ZM121 173V172H120ZM232 173V174H233ZM254 173H256L257 174V176L259 175V177H257L256 175H255V177H253V175H254ZM262 173V174H261ZM0 174H3V173H1V171H0ZM3 174V175H4ZM8 174L6 175V176H8ZM18 174V175H17ZM49 174V173H48ZM52 174V175H53ZM56 174H58V175H56ZM236 175H237V171H236V173H235ZM13 175V174H12ZM24 175V174H23ZM32 176H34L35 174H31ZM41 175V174H40ZM115 175V174H114ZM220 175V174H219ZM229 176L231 175V174H228ZM261 175V176H260ZM5 176V175H4ZM3 176V178H5L6 179V176L4 177ZM22 176V175H21ZM41 176H43V175H41ZM40 176V177H41ZM67 176V175H66ZM227 176V175H226ZM226 176H224V177H226ZM233 176H234V174H233ZM26 177V176H25ZM36 177H39V175H36ZM40 177H39V179H40ZM44 177V176H43ZM212 177V176H211ZM210 177V178H211ZM228 177V176H227ZM261 177V178H260ZM0 178H1V176H0ZM3 178H1L0 180H2ZM13 178L14 177H12L11 178V181L9 180V176H8V179H7V181H10V182H12V180H13ZM23 178V177H22ZM45 178V177H44ZM43 178V179H44ZM50 178H51V176H50ZM59 178V177H58ZM210 178H208V179H210ZM220 176H217V178H216V176H214V179L216 180L215 181V183H214V186H216V182H218L219 180H221V181H219L220 182V187H221V189L220 188H218L219 186H216V189H220L219 190V192L220 191H222V188L223 187H225L224 185H227V184H225L226 182H230V181H228L227 180V178L225 179V180H227L225 183H223L222 182V178H220ZM229 179L231 178V177H228ZM244 178V177H243ZM23 179H25V178H23ZM27 179V178H26ZM28 179L30 180V178L28 177ZM33 179V178H32ZM31 179V180H32ZM37 179V178H36ZM41 179H42V177H41ZM46 179H49V178H45L44 179V181L46 180ZM212 179V178H211ZM210 179V180H211ZM218 179V180H217ZM232 183H229L230 185L231 184H235L234 182V178L232 177ZM261 179V180H260ZM4 180V179H3ZM1 181V182H3V185H5L6 183H5V181ZM20 180L22 181V183L21 182H19V184L21 183L22 185H23V181L24 180H22L21 178H20ZM38 180V179H37ZM37 180L34 182V183H37V185H39L38 184V182H37ZM210 180H209V182H210ZM224 180V179H223ZM17 181H19V180H17ZM40 181H42V180H40ZM234 181V182H233ZM258 181V182H257ZM260 181H261V184H260ZM14 182H16V181H14ZM13 182V183H14ZM32 182V183H33ZM43 182V181H42ZM46 182V181H45ZM48 182V181H47ZM69 182V181H68ZM101 181H99V183H100ZM208 182V183H209ZM219 182H218V184H219ZM254 183V185H253V183ZM5 183V184H4ZM8 183V182H7ZM25 183L27 184V181H25ZM31 183V182H30ZM34 183L33 184H31V185H34ZM49 183V182H48ZM48 183H46V184H48ZM211 184H212V182H210ZM250 183H251V185L252 186H254V187H257V184H259V186L257 187V189H255L256 191H259L261 194H259V193H254L255 191H253V190H251V189H249L248 187L249 186H251L250 185ZM2 184V183H1ZM0 184V185H1ZM14 184H16V183H14ZM18 184V183H17ZM44 184V183H43ZM42 184V185H43ZM101 184V183H100ZM99 184V185H100ZM106 184V183H105ZM119 184V183H118ZM9 185V184H8ZM21 185V186H22ZM36 185V184H35ZM41 185V184H40ZM209 185V184H208ZM223 185V186H222ZM19 186V185H18ZM17 186V187H18ZM121 186V185H120ZM261 186V187H260ZM16 187V186H15ZM211 187V186H210ZM232 187V185L229 187L228 186V188L229 189H227V190H229L228 192H230L232 189H234V186H233V188L230 190V188ZM21 188H24V186L23 187H21ZM21 188L19 187V189L21 190ZM17 189V188H16ZM25 189V188H24ZM113 189V188H112ZM208 189V191H209V193L207 194V192H206V190ZM224 189V188H223ZM260 189V190H259ZM225 190V189H224ZM224 190H223V192H222V194H223V196H221L222 194H220L219 192V196H221V197H223L224 198V200L223 201H229V200H231V202L229 201L228 203H230V204H232L233 202H232V200H233V195L232 194H230V199H227V200H225V198H226V194L228 193H226V190H225V195H224ZM213 191H216V192H213ZM217 191L218 190H212V192L210 193V194H213V195H215V197H214V199H216L217 201H216V203H214V200H212L213 201V204H216V206H217V204H218V206L217 207H213L214 209V213H215V211H218V213L220 212V211H222V209L220 210V205H219V203L221 202H219L218 201V199H217ZM252 191H253V193L255 194L254 195V197L252 196ZM60 192V191H59ZM234 192V191H233ZM13 193V192H12ZM215 193V194H214ZM229 194H228V196H229ZM259 194V195H258ZM106 195V194H105ZM111 194H108V197L110 196ZM212 195V196H213ZM107 196V195H106ZM117 196V195H116ZM205 196H208L207 198L205 197ZM211 196V198L213 199V197ZM101 197V196H100ZM220 197V198H221ZM262 197H264V196H262ZM96 198V197H95ZM104 198V197H103ZM110 198V199H109ZM109 198H106V199H109L108 201L110 202V200L112 199L111 197H109ZM211 198H209V199H211ZM219 198V197H218ZM99 199V198H98ZM101 199V198H100ZM173 199V200H175V202H178V203H175L176 205L177 204H179V205H177L178 206V208H175L176 206H174L175 204H174V201H172V204H171V200ZM222 199V198H221ZM234 199H235V197H234ZM89 200V199H88ZM91 200H92V197H91ZM105 200V199H104ZM197 200H199L200 201V204H201V207H200V214L199 213H197V212H195L193 209H192V204L194 203V202H196ZM203 200L205 201L203 204H202V202H203ZM220 200V199H219ZM48 201V200H47ZM98 201V200H97ZM106 201L107 200H105V205H107V203H106ZM222 201V202H223ZM260 201V202H261ZM85 202V201H84ZM88 202V201H87ZM87 202L84 204L83 203V206L85 205V208L87 207V209H88V207H89V205L87 204ZM95 203H96V199H95V201H94ZM108 202V203H109ZM209 202V201H208ZM211 202V201H210ZM209 202V203H210ZM217 202H219V203H217ZM88 203H90V201L88 202ZM93 203V202H92ZM101 203V202H100ZM103 203V202H102ZM170 203V204H169ZM256 203V204H257ZM96 204H98V203H96ZM104 204V203H103ZM109 204H111V203H109ZM211 204V203H210ZM210 204H208V207H206V208H212V207H209V205ZM212 204V206H215V205H213ZM221 204V203H220ZM87 205V206H86ZM102 205V204H101ZM168 205H172L173 206V208L174 209H176V212L174 211V209L173 210H171L172 208H170V206H168ZM227 205H229V204H227ZM258 205V204H257ZM262 205V202H261V204H260V206ZM78 206V205H77ZM76 205L74 206L75 208L77 207ZM94 206H95V204H94ZM99 207H100V204L98 205ZM98 206H97V209H98ZM110 206V205H109ZM108 206V207H109ZM223 206V205H222ZM221 206V208H223L224 209V206L222 207ZM231 206H233V205H230V208H231ZM259 205H258V207H260ZM262 206H264V205H262ZM92 207V206H91ZM102 207H103V205H102ZM107 207V208H108ZM80 208V207H79ZM94 208V209H93ZM92 209H93V211L91 212V213H93V212H95L96 211V208L95 207H93ZM105 206H104V209L102 208V210H101V212L102 211H106L107 212V210H105ZM111 208V207H110ZM109 208V209H110ZM215 208H217V209H215ZM219 208V209H218ZM240 208V207H239ZM54 209V208H53ZM57 209V208H56ZM82 208H80V209H78V210H80V212H79V214H80V216H82V213L84 212L83 210H85L84 208L81 210ZM178 209V210H177ZM228 209V208H227ZM73 210V209H72ZM77 210V211H78ZM100 210V209H99ZM225 210V209H224ZM261 212L260 213H258L259 215H260V217L262 216L261 215V213H264V212H262V211H264V208H262L261 209V207H260V209H259ZM81 211H83V212H81ZM227 210H225V212H226ZM229 211V210H228ZM257 211V210H256ZM255 211V214H256V216L258 215L257 214V212ZM89 212H90V210H89ZM99 212V211H98ZM108 212H110V211H108ZM231 212H233V210H232V208L230 209V212L228 213V212H226V213H228L229 214V216L232 214ZM246 212H244V214L246 213ZM69 213V212H68ZM76 213H78V212H76ZM85 214H88V212H84ZM84 213H83V216H86V221L88 220V217H90L91 218V215L90 216H88V215H84ZM224 213V212H223ZM231 213V214H230ZM246 213V214H247ZM251 213H253V212H251ZM48 214V213H47ZM53 214V213H52ZM79 214H77V215H79ZM96 214V213H95ZM100 214V213H99ZM103 214V213H102ZM105 214V213H104ZM106 214H109V213H106ZM207 214V215H206ZM220 214H221V212H220ZM228 214H226V216L228 215ZM254 214V215H255ZM50 215V214H49ZM94 215V214H93ZM101 215V214H100ZM99 215V216H100ZM206 215V216H205ZM217 215H219V214H217ZM259 215L257 216V217H259ZM45 216V215H44ZM104 216V215H103ZM102 216V217H103ZM211 216H213L212 217V219L213 218H216L215 216H216V213H215V216H214V214L213 213H211L210 214V217ZM220 216V215H219ZM219 216H217V218L219 217ZM221 216H222V214H221ZM220 216V217H221ZM225 216V217H226ZM245 216V215H244ZM247 217H248V214L246 215ZM255 216V217H256ZM45 217H47V216H45ZM93 217V216H92ZM101 217V218H102ZM106 217V216H105ZM109 217H110V215H109ZM186 217V218H185ZM188 217V218H187ZM223 217V216H222ZM54 218V217H53ZM73 218V217H72ZM75 218V217H74ZM80 218H82V221H84L83 219H84V217H76V219L78 220V219H80ZM108 218V217H107ZM230 218V217H229ZM228 218V219H229ZM245 218V217H244ZM262 218H264V217H261V220H264V219H262ZM34 219V218H33ZM36 219V218H35ZM95 219V218H94ZM93 219V220H94ZM100 219V218H99ZM103 219V218H102ZM109 219H111V217L109 218ZM204 219V220H203ZM211 218H210V220H209V223H210V221L213 223V220H215V219H213L212 220ZM220 219V221H221V218H219ZM228 219H227V221H228ZM251 219V223H253L252 225H253V227L251 226V225H249L250 223H247V225H246V223H245V226H244V221L246 222V220H244L243 219V228H244V232H245V230H246V228H247V226L249 225V226H251L252 228V230H254V229H256L257 228V226H255L254 225V222L252 221V220H254L253 219V216H252V214H251V216H250V212H249V218H248V220H250ZM52 220V219H51ZM77 220H76V222H77ZM90 220V219H89ZM96 220H97V215H96ZM95 220V221H96ZM222 220H223V218H222ZM43 221V220H42ZM44 221H45V219H44ZM75 221V220H74ZM78 221H81V219L80 220H78ZM82 221L81 222H79V224H81V226H82ZM92 221V220H91ZM94 221V222H95ZM102 221V220H101ZM104 221V220H103ZM107 221H108V219H107ZM110 221H112V220H110ZM218 221V220H217ZM220 221H218V222H220ZM46 222V221H45ZM94 222H91L93 225H94ZM98 222V221H97ZM104 222H106V221H104ZM216 222V221H215ZM230 222V221H229ZM228 222V223H229ZM256 222V221H255ZM262 222H264V221H262ZM35 223H37V221L35 222ZM49 223H50V219H49ZM72 223V222H71ZM78 223V222H77ZM87 223H90V221L89 222H87ZM87 223H85V225L87 224ZM99 223V222H98ZM205 223V222H204ZM206 223H208V222H206ZM217 223V222H216ZM234 223V222H233ZM73 224H74V222H73ZM72 224V225H73ZM105 224H107V223H105ZM211 224V223H210ZM214 224V223H213ZM218 225H215L214 227H216V226H219V223H217ZM52 225V224H51ZM75 225H77V224H74V226ZM84 225V227H86V226H88V225H86L85 226ZM93 225H91V226H93ZM95 225H96V222H95ZM100 225V223L98 224V226ZM101 225L103 226L104 224H102V222H101ZM100 225V226H101ZM108 226H110L111 225V228L109 229V228H107L106 227V229H109V230H111L112 229V224L110 223V224H107ZM106 225V226H107ZM183 225H185V223L183 224ZM202 225H204L203 226V228L205 227V224H202ZM233 225V224H232ZM258 225H259V223H258ZM78 226H80V225H77V228L80 230V227H78ZM101 226V227H102ZM105 226V225H104ZM209 225L208 224H206V228L208 227ZM213 226V225H212ZM37 227V226H36ZM84 227H82L81 228V230H83V232L85 231V232H87L86 231V229H87V227H86V229L84 228ZM89 227V226H88ZM213 227V228H214ZM90 229H91V227H89ZM105 228V227H104ZM206 228H205V230H206ZM209 228H211V227H209ZM216 228H218V227H216ZM231 228H232V226H231ZM249 228V227H248ZM248 228H247V236L246 237H249L250 238V236L248 235V233H250V235H251V237L255 234L254 232H256V230L258 229H256V230H254V232L252 231V230H250V228H249V230H248ZM93 229H96V226H95V228H93ZM101 229V228H100ZM208 229V228H207ZM234 229V228H233ZM232 229V230H233ZM53 231H54V229H52ZM76 230V229H75ZM80 230V231H81ZM109 230H107L108 232H109ZM120 230V229H119ZM210 229H208V231H209ZM216 230V229H215ZM227 230V229H226ZM259 230V229H258ZM257 230V232L256 233H258L259 231ZM262 230V229H261ZM80 231L78 232L77 231V233H79L78 235L80 236ZM91 231V230H90ZM89 231V232H90ZM93 231V230H92ZM97 232H98V230H96ZM103 231H106V230H103ZM170 231H172V232H170ZM250 231V232H249ZM82 232V233H83ZM218 232V231H217ZM253 234H252V233ZM81 233V235H83ZM88 233V232H87ZM87 233H85L86 235H88ZM94 233H96V232H94ZM102 231H101V233H99L101 236H102ZM105 233V232H104ZM112 233H114V230L112 231ZM179 233V232H178ZM198 233H200L199 231H198ZM227 233V232H226ZM76 234V233H75ZM84 234V235H85ZM108 234V233H107ZM107 234H105V236H107ZM177 234V233H176ZM175 234V235H176ZM205 234H207V232L205 233ZM228 234V233H227ZM259 234V233H258ZM258 234H256V235H254L253 237L254 238H250V240L251 239H255L256 240V236H257V240H259V238L261 239V237L260 236H258ZM262 234H264V232H262L261 233V235ZM90 235H91V232L89 233V237H90ZM118 234H116V236L115 237H118V239L117 238H113V240L115 241V240H117L118 242H115V243H117V245L116 246H114V248L116 247V251H119V249L117 250V247L121 244V242H120V244L118 245V243H119V236H117ZM172 235V234H171ZM245 235H246V233H245ZM260 235V234H259ZM92 237H94V235H93V233H92V235H91ZM99 235H97L96 234V237H95V239H99L100 238V240L102 239L101 238V236H99ZM104 236V238H105V240H106V237ZM210 236V235H209ZM81 237V236H80ZM84 238L86 237V240L84 239V240H82V241H88L89 240V238H88V240H87V236H83ZM92 237H90V238H92ZM110 237L111 238H109V240L110 239H112V236H111V233H110ZM166 237H168L167 235H166ZM165 237V238H166ZM181 237V236H180ZM187 237V236H186ZM198 237H200V236H198ZM70 238V237H69ZM71 238H74V236H71ZM70 238V240L72 241L73 239H71ZM163 238V237H162ZM165 238L164 239H162V241L163 242H165V244H166V241H165ZM179 238V237H178ZM216 238V237H215ZM220 238V237H219ZM262 238H264V235H262ZM19 239V238H18ZM18 239H15V240H18ZM80 240H81V238H79ZM170 239H172V237L170 238ZM199 239V238H198ZM197 239V240H198ZM30 240V239H29ZM74 240H75V238H74ZM76 240H77V238H76ZM91 240V239H90ZM90 240H89V242L88 243H86V242H84V243H86V245H88L89 246V244L91 243L90 242ZM97 240L96 241H94V242H96L95 243V245H94V248L93 247H91V245L92 244H94L93 243V241H92V244L90 245V247H88L87 246V251H91L92 250V252H93V250L95 251V250H98L97 249V247L98 246H100V243L101 242H103L102 240H101V242H100V240L98 241L99 242V244H98V242H97ZM173 240V239H172ZM172 240H171V242H172ZM187 240V239H186ZM210 240V239H209ZM222 240H224V239H222ZM246 240H248L247 238H246ZM262 240H264V239H262ZM21 240H19L18 242H20ZM112 241V240H111ZM110 241V242H111ZM144 241V242H143ZM161 241V242H162ZM199 241V240H198ZM208 241V240H207ZM213 240H211V242H212ZM228 241V240H227ZM231 241V240H230ZM78 242V241H77ZM76 242V243H77ZM105 242H106V244H107V240L106 241H104V245H103V247L106 245L105 244ZM160 242V243H161ZM170 242V243H171ZM175 242V241H174ZM183 242V241H182ZM234 242H236V240L234 241ZM259 242H260V240H259ZM43 243V242H42ZM41 243V244H42ZM69 243V242H68ZM109 243V242H108ZM143 243H146V245L147 244H149V246L147 247L146 246V248H145V246L143 245ZM159 243V244H160ZM167 243H168V241H167ZM184 243V242H183ZM187 243H189V242H187ZM242 243H243V241H242ZM248 243V245H247V249L249 250V252H247V253H253V252H255L256 250H254L253 249V247L255 246V245H253L252 246V244L251 243H254V244H256L257 242L256 241H252L251 240V242L249 243V242H246V244ZM44 244V243H43ZM70 244V243H69ZM81 244H82V242H81ZM98 244V245H97ZM101 244H103V243H101ZM158 244V245H159ZM173 244V243H172ZM181 244V243H180ZM234 244H236V243H234ZM250 244V245H249ZM261 244V243H260ZM259 243L256 245V246H258V248H261V245H260ZM74 245V244H73ZM77 245H78V243H77ZM77 245H75L76 246V248H77ZM168 246L167 247H169V244H167ZM208 245H212V244H208ZM233 245V244H232ZM259 245H260V247H259ZM41 246V245H40ZM46 246H48V245H46ZM74 246V247H75ZM83 246H85V244L83 245ZM97 246V247H96ZM107 246V245H106ZM160 246V245H159ZM159 246H157V247H159ZM248 246L250 247V246H252V247H250V249L248 248ZM35 247H37V245L35 246ZM35 247L33 246V248L35 249ZM70 247V246H69ZM79 247H80V244H79ZM81 247H82V245H81ZM95 247H96V249H95ZM102 247V246H101ZM110 247L112 248V246H111V244H110ZM151 247V248H150ZM177 247V246H176ZM175 247V248H176ZM240 247H241V245H240ZM75 248V250H77ZM85 248V247H84ZM89 248L91 249V250H89ZM93 248V249H92ZM105 248V247H104ZM104 248H102V249H104ZM107 248V247H106ZM110 248V249H111ZM148 248H150V250H151V252L150 253H148V252H146L147 250H148ZM153 248V249H154ZM160 249H161V247H159ZM254 248H257V247H254ZM31 249V248H30ZM73 249V248H72ZM79 249V248H78ZM82 249V248H81ZM99 249H100V247H99ZM101 249V250H102ZM121 249V248H120ZM145 249H146V251H145ZM160 249H158L159 251H160V253H162L161 252V250ZM167 249V248H166ZM169 249V248H168ZM177 249V248H176ZM245 249V248H244ZM243 249V250H244ZM251 249H253V251H251ZM262 249H264V247H262ZM85 250V249H84ZM84 250H83V252H84ZM101 250H99V252L101 251ZM149 250V251H150ZM175 250V249H174ZM248 250H246V251H248ZM34 251V250H33ZM73 251V250H72ZM81 252L82 250H77V253L78 252ZM86 251V252H87ZM103 251V250H102ZM102 251H101V253H102ZM111 251V250H110ZM109 250H108V252H110ZM184 251H186V250H184ZM10 252V251H9ZM27 252V251H26ZM25 252V253H26ZM85 252V255H84V257L86 256V254L88 253H86ZM90 253V254H92L93 255V253ZM97 252L98 251H95V253H94V255L95 254H97ZM107 252V253H108ZM158 251H156V253H157ZM24 253V254H25ZM28 253H30V251L28 252ZM106 253V252H105ZM105 253H103L104 255H105ZM121 253V254H120ZM124 253H126V255L124 254ZM231 253V252H230ZM257 253V252H256ZM255 253V254H256ZM23 254V253H22ZM24 254H23V259H24ZM37 254V253H36ZM89 254V253H88ZM98 254H100V253H98ZM108 254H110V253H108ZM107 254V258L109 257V255ZM115 253H113V255H114ZM124 254V255H123ZM154 254V255H153ZM66 255V254H65ZM76 254H74V256H75ZM81 255V256H80ZM93 255V256H94ZM121 255H123L124 257H126V258H124L123 256H121ZM160 255V254H159ZM163 255V254H162ZM220 255V254H219ZM26 256H27V254H26ZM29 256V255H28ZM33 256V255H32ZM78 258H79V260L81 261V258L83 259L84 257L82 256V253L81 254H79L78 253ZM98 255H96V257H97ZM100 256H102V254H100ZM100 256H98L99 258H100ZM161 256V255H160ZM207 256V255H206ZM236 255H234V257H235ZM246 256V255H245ZM262 256H264V255H262ZM34 257V256H33ZM81 257V258H80ZM91 258H92V256H90ZM90 257H85V259H83L82 261H81V263L82 264H90V263H92L93 264V261H96V259L94 258V260L93 259H90ZM105 257H106V255H105ZM110 257H111V255H110ZM110 257H109V259H108V261L110 260ZM114 257V256H113ZM119 257L121 258V260L119 259ZM184 257V256H183ZM219 257V256H218ZM253 257H254V255H253ZM253 257H252V255L250 256L249 255V258H252L251 259V264L254 262V260L256 261V259H257V257H255L256 259H254L253 260ZM259 257V256H258ZM27 258V257H26ZM25 258V259H26ZM77 258V259H78ZM86 258H87V260H86ZM89 258V259H88ZM98 258V259H99ZM104 258V257H103ZM107 258H106V260H105V258H104V260H102V261H104L102 264H107L108 263V261H107ZM156 258H158V256L156 257ZM210 258V257H209ZM214 258V257H213ZM236 258V257H235ZM246 258V257H245ZM9 259V258H8ZM11 259H13V258H11ZM37 259V258H36ZM67 258H65V261L67 262V260H66ZM73 259V258H72ZM98 259H97V261H98ZM113 259V258H112ZM111 259V260H112ZM207 259V258H206ZM218 259V258H217ZM240 259V258H239ZM259 259V258H258ZM16 260V259H15ZM32 260V259H31ZM40 260V259H39ZM64 260V259H63ZM75 260V259H74ZM78 260V262L80 263V261ZM85 260V261H84ZM90 260L92 261V262H90ZM155 261H156V259H154ZM241 260V259H240ZM252 260H253V262H252ZM261 260H262V257H261ZM260 260V262H262ZM4 261V260H3ZM10 262H11V260H9ZM101 261V260H100ZM100 261H98V263L96 262L95 264H101V263H99ZM105 261H107V263L105 262ZM172 261V260H171ZM181 261V260H180ZM237 261V260H236ZM235 261V262H236ZM258 261V260H257ZM4 262H6V261H4ZM12 262H14L13 260H12ZM18 262V261H17ZM24 262V261H23ZM22 261H21V264L23 263ZM26 262H28V258L26 259ZM70 262V261H69ZM76 262V261H75ZM84 262V263H83ZM90 262V263H89ZM111 262H113V261H111ZM157 262V261H156ZM159 262H160V260H159ZM240 261H238V263H239ZM250 262V261H249ZM259 262V261H258ZM9 263V262H8ZM37 263V262H36ZM80 263V264H81ZM237 263V262H236ZM235 263V264H236ZM19 264V263H18ZM70 264V263H69ZM120 264V263H119ZM163 264V263H162ZM253 264H255V262L253 263ZM257 264V263H256Z\"/></svg>",
	"mask_w": 264,
	"mask_h": 264
},
{
	"label": "rangeland",
	"instance_id": "rangeland-1",
	"mask_svg": "<svg viewBox=\"0 0 264 264\" xmlns=\"http://www.w3.org/2000/svg\"><path fill=\"white\" fill-rule=\"evenodd\" d=\"M2 0H0V2H1ZM6 4V6H10L11 4L12 5H15L16 3H18V1H14L15 2V4H14V2H13V0H10V2H8L7 0L5 1V0H3ZM20 1H22L21 3L23 4V3H25L23 0H20ZM26 1H29V0H26ZM31 1H33V2H31ZM45 1L46 0H43L42 2H41V0L39 1V2H37V0H30L29 1V4H28V2H27V4L25 5L26 7H28V5H31L32 4V8H36L37 9V7H38V9L36 10V9H33L34 11H36L37 12V14L40 12V14H41V12H43L44 11V9H41V8H43L42 7V5H44L46 8H47V10H45L43 13H44V16H43V13H42V16H43V19H44V23L46 22V24H44L41 20H40V17H42V16H40V14H38V16L36 15V18H35V16H34V14H36V12H34V11H32V13L34 12V14L33 15H31V16H28L27 15V11H26V14H24L26 17H27V20L29 21L30 20V17H33V19H31V20H33L34 21V18L36 19V21L35 22H33V23H36L37 21H38V23H36L37 24V26H36V24H35V27H38V24H39V26L41 27H38L37 29H42V30H45L43 33L47 36L46 38H44L45 36H44V34H41V32L40 31H38L36 28V30H34L33 31V29H25V30H31L32 32V35L34 36H32L33 37V39L34 38H36V40L37 41H42V42H46V47H45V49H50V52H52L51 54L52 55H57L58 54V57H62V58H64L65 59V61L66 62H69L70 63V65L72 64V63H74L73 64V66H76L78 63H79V61H74V62H70V61H72V57H71V55L69 56V54H72V52H70L71 51V49H72V51L74 50H76V52H77V50H78V54H82V56H83V59H84V56H85V61H88L89 60V65H91V63L93 62L94 63V66L96 65H98L99 64V67H100V69L101 68H103V67H105L103 70H101V72H103L106 68L107 69H109L110 67H112L113 65H114V63H112L113 62V56L116 54V52H117V46H115V45H117V44H119V43H121V42H123L122 44H121V48L122 49H128L127 47H124V46H126V40H127V38H128V35L130 34V32H132V33H134L133 31V28H134V25H135V18H138V16L141 14L140 13V6H141V4L145 1V0H134L135 2L134 3H131L133 0H131L129 3H130V5L131 6H129L128 5V1L126 2H124L123 0H119V1H117V0H98L97 2H95V1H93V0H80V2H82L81 3V6H79V0H78V2L76 1H74V0H69V3H68V0H65L64 1V4L65 5H60V4H58L59 5V7L60 6H62V8H61V10L60 11H63V8L66 10L67 9V11H63V13H64V15L60 12V11H58V12H56V13H58V14H56L55 12H53L54 11V9L51 7V6H53V7H55V1L56 0H52V2H50V4L52 3H54L53 5H51L50 7H51V10H52V12H53V17L54 18H52V17H48L49 15L48 14H46L45 15V13H47L48 11H49V8L47 7V2H48V0H47V2L45 3ZM51 1V0H50ZM58 1V2H57ZM56 2L57 3H60V2H63L62 0L60 1V0H57ZM70 1H72V4H74V6L76 5L75 3H78L75 7L77 8V6L79 7L78 8V10L76 9V8H73V6H72V11H73V13L75 14V16H77V18L74 16L73 17V13H72V15H71V10H68V9H71V8H69L71 5H70ZM73 1H74V3H73ZM88 1V2H87ZM93 2V4H92V2ZM30 2H31V4H30ZM34 2H37V3H35L34 5H37V7L36 6H34L33 7V3ZM155 2L157 3L158 2V4H156L155 5ZM164 2V3H163ZM230 2V1H229ZM232 2H233V0H232ZM1 3H3V2H1ZM0 3V6L2 5V10L4 9L5 11H7L8 12V10L10 11L11 9H8V8H14L13 9V12L15 13V9H17L16 10V13L15 14H13L12 12H10V14L12 13L13 14V16L14 15H16L15 17H17V19L15 18V20H13V21H15V22H17V24H19L20 26H21V23H22V21L24 20L25 21V19L24 18H26V17H24V16H19L20 17V19L23 17V19H21V21H20V19H18L19 17H18V15H23V14H20V12H19V10H22V8H23V5L22 6H20L21 5V3L20 4H18L19 5V7H20V9H19V7L18 8H16V6H17V4H16V6H11V7H3L4 5V3L3 4H1ZM8 3H11V4H9V5H7ZM41 5H40V4ZM49 3V2H48ZM57 3H56V5H57ZM86 3V4H85ZM89 3H90V5H89ZM95 3V4H94ZM96 3H98V4H96ZM106 3V4H105ZM127 3V4H126ZM152 3H153V5H152ZM227 3H228V0H226V6H227ZM231 3V2H230ZM230 3H228V5L230 4ZM50 4H48V5H50ZM118 4V5H117ZM123 4H124V6H123ZM163 4H166V0H162L161 2L158 0V1H156V0H150V2H149V4L147 5L146 3H143L142 5L143 6H148V7H146L147 9L149 8V7H153L154 8V10H153V12H152V16L150 15V13L148 14L149 15V17H148V15H147V13L148 12H150V11H148L147 13H146V15H144V18L145 17H147L148 19H151L150 17H152V21L153 22H151V23H153V24H155L156 26H158V28H159V25H160V23L158 22L159 20H160V16H162L161 15V8L160 7H163ZM234 4V3H233ZM233 4L232 5H230V7L229 6H227V10H224V14H225V11H226V14L224 15H222L223 17H224V19L222 20V17L221 16H219V17H221V19L219 20L220 21V23L218 22V21H216L215 19L216 18H218V14H219V11H218V14H217V17L216 16H214V22H217L216 24H218L220 27H221V25L223 26V25H225V26H228V21H227V19L229 20V22L231 21L230 19H232V18H236L238 15H240V12H239V14H237V16H236V14L234 15L233 13H236V11L234 12V10L233 9H231L232 11H233V15H231V13H229L231 10H230V8H234V6H233ZM87 5V6H86ZM126 5V6H125ZM152 5V6H151ZM171 5H173V7H174V4H171ZM171 5H170V7L169 8H167L168 10L170 9L171 10V8H173V7H171ZM25 6H24V8H25ZM101 6V7H100ZM109 6V7H108ZM131 7V8H129V7ZM22 7V8H21ZM44 7V8H45ZM57 7V6H56ZM55 7V8H56ZM82 7V8H81ZM95 7H98V9L97 8H95ZM179 7H180V5H175V7H174V10L172 9L171 11H174L173 13H175L176 11H178L179 13H182V12H180V10L181 11H183L184 12V10L183 9H180L179 10ZM236 7V6H235ZM29 8V7H28ZM28 8H26V9H28ZM32 8H29V9H32ZM45 8V9H46ZM58 8V7H57ZM56 8V9H57ZM100 8H102V10L100 9ZM105 8H108V10L106 9V12H104V9ZM119 8V9H118ZM121 8V9H120ZM0 9V10H1ZM8 9V10H7ZM28 9V10H29ZM55 9V11H57ZM82 11H81V10ZM84 9V10H83ZM97 9V10H96ZM101 10V13L103 12V13H108V12H110V13H108V14H106V16L107 17H105L106 18V20L103 18L104 17V15L102 16V14L101 13H97L98 11H100ZM112 9H114L113 11H115V10H117V11H115L114 13H113V11H111ZM123 9H125L124 10V12H121ZM151 9V8H150ZM225 9V8H224ZM229 9V10H228ZM235 9V8H234ZM247 8H244V10H246ZM2 10H1V15L4 17L5 16V18H7L6 17V15H5V13L3 12L2 13ZM43 10V11H42ZM51 10H50V12H51ZM77 12H76V11ZM110 10V11H109ZM128 12H127V11ZM139 10V11H138ZM146 10V9H145ZM157 10V11H156ZM176 10V11H175ZM236 10V9H235ZM237 10H238V8H237ZM244 10H243V12H244ZM252 11L254 10V9H251ZM257 10L258 9H255L253 12H250L249 13V16L247 15V14H245V13H248V11H249V8H248V10H247V12L245 11V13H244V15L246 16L247 15V19L248 18H250L252 15H254L256 12H257ZM12 11V10H11ZM17 11H18V14H17ZM24 11V10H23ZM30 11V12H31ZM47 11V12H46ZM78 11H81V12H78ZM84 11V13L85 12H87L89 15H90V17H86L87 19H90V20H96V18H97V20H98V14H100L99 15V17H100V19H102V21L100 22V23H96L95 24V26H92L93 25V23H94V21H90V23H87V24H89L88 25V28H87V24L85 23V24H81V25H79L78 23V25L75 23V22H72V20H74V21H76V22H78V21H80V22H82V20H83V22H85L84 21V18H85V15L84 14H81L82 12ZM89 11V12H88ZM108 11V12H107ZM118 11H120L119 13H118ZM137 11V12H136ZM186 11V10H185ZM190 10H187L186 12H184V13H186L187 14V17L185 16V20L187 21V20H190V18L193 16L192 15V13L190 12V14L188 13ZM241 11V10H240ZM22 12V11H21ZM28 13L29 15L31 14V13ZM49 12V13H50ZM66 12H70V15L72 16V20L70 19V16H66L65 18H63L67 13ZM92 12V13H91ZM113 14H112V13ZM170 12V11H169ZM220 12H221V14L223 13L222 12V10H220ZM22 13H24V12H22ZM55 13V14H54ZM79 13V14H78ZM171 13V12H170ZM183 13V14H184ZM207 12H205L204 13V17L206 18V20H207V22L209 23V21H212V18H213V14H212V16L210 15V17H211V20H209V14L210 13H208V15L206 14ZM238 13V12H237ZM7 14H9V13H7ZM9 14V15H10ZM50 14H52V13H50ZM60 14V15H59ZM80 14H81V16H80ZM88 14L86 15V16H88ZM111 14V15H110ZM128 14H131L132 16H133V20H134V22H131L132 21V19L131 20H127V15ZM156 14V15H155ZM176 14H178L177 12H176ZM176 14H174V16L176 15ZM220 14V15H221ZM243 13H241V15H242ZM48 15V16H47ZM57 15V16H56ZM60 17H59V16ZM63 17H62V16ZM69 15V14H68ZM109 15V16H108ZM113 15V16H112ZM141 15H143V14H141ZM182 15V14H181ZM188 15H190V18L188 17ZM216 15V14H215ZM12 16V15H11ZM46 16H47V18H49V20H46L45 21V19H46ZM51 16V15H50ZM78 16H80L81 17V19H80V17L78 18ZM95 16H97L96 18H95ZM101 16H102V18H101ZM115 16V17H114ZM169 16V15H168ZM171 16H173V15H170L169 17H171ZM208 16V17H207ZM231 16H233L232 18H231ZM243 16V15H242ZM245 16H243V17H245ZM37 17H39V19L37 20ZM45 17V18H44ZM56 17H59V19L58 18H56ZM61 17H62V19H61ZM82 17H84V18H82ZM141 17V16H140ZM154 17V18H153ZM160 17V18H159ZM179 18L181 17L180 15L178 16ZM240 16H238L237 18H239ZM1 18V17H0ZM10 18L11 17H8V19L10 20ZM67 18V19H66ZM70 20H69V19ZM74 18H76V19H74ZM85 18V19H86ZM142 18H143V16H142ZM156 18H159V19H156ZM183 19V22L186 24V21L184 20V17H182ZM186 18H188V19H186ZM241 18V17H240ZM2 19V18H1ZM13 19H14V17H13ZM50 19L52 20V19H55V20H52V21H50ZM61 19V20H60ZM64 19H66V20H64ZM77 19H79V20H77ZM86 19V20H87ZM109 21H108V20ZM146 19V18H145ZM192 19H194L195 20V18L194 17H192ZM191 19V23H193L194 24V20H192ZM219 19V18H218ZM217 19V20H218ZM244 19H246V17L244 18ZM27 20H26V22H27ZM40 20V21H39ZM61 23V21L62 20H64V21H62V25H60V23H58L59 25H57L56 23L58 22V21ZM105 20V21H104ZM144 20V19H143ZM5 21H6V19H5ZM8 21V20H7ZM19 21H20V23H19ZM23 21V22H24ZM48 21L51 23V22H53L54 24H50V23H48ZM55 21V22H54ZM65 21H66V23H65ZM67 21H69V24L70 25H72V26H70L69 24H68V22ZM89 21V20H88ZM111 21H112V23H111ZM117 21V23H114V22H116ZM174 21V20H173ZM226 21V22H225ZM237 21H241V20H237ZM1 22V21H0ZM15 22H12V23H14V25L16 26V24H15ZM63 22H64V24H65V26H70V27H63ZM79 22V23H80ZM122 24H121V23ZM149 22H150V20H149ZM175 22V21H174ZM174 22H172V23H174ZM234 22V20H232V23ZM235 22H236V20H235ZM1 23H4V19H2V22ZM1 23H0V25H1ZM32 23V22H31ZM41 23V24H40ZM42 23L44 24V25H42ZM72 23V24H71ZM75 23V24H74ZM109 23H110V25H113V27L112 26H110L109 25ZM120 24V26H119V24ZM177 23V22H176ZM183 23V24H184ZM191 23H189L188 21H187V24H190L191 25ZM211 23V22H210ZM210 23L209 24H207L208 25V27H210ZM241 23V24H240ZM6 24H8V22L6 23ZM9 24H11V20L9 21ZM8 24V25H9ZM29 24V23H28ZM56 24V26H58V27H54V25ZM66 24H68V25H66ZM103 24H104V26H103ZM134 24V25H133ZM186 24V25H187ZM192 24V25H193ZM212 24H214L215 25V23H213V21H212ZM211 24V26H213L214 27V25H212ZM240 24V25H239ZM239 24H238V22H237V24H235V26L233 25V24H229L230 26H231V28L229 29V26L227 27L228 28V30L230 31L231 29H232V32H234V33H232L231 31V34H233V35H229L230 37H226V36H223L224 34L223 33H225V30H224V28L226 29V27H224L223 29H221L220 27H218L217 25H215V27H218V28H220V30L221 31H219V29H218V31L219 32H217L216 30H217V28H213L212 27V29H216L215 31L213 30L212 31V29H210L209 30V28H208V36H207V41H206V39H203L202 41H203V43L204 44H206V45H204V46H207V45H209V46H207V47H210L211 46V44L213 45L210 49H209V51L207 52V54L206 55H204V51L203 52H200L202 49H200V48H202L199 44V48L197 47V48H195V46H194V44H193V47L195 48H193L192 49V47H191V51L193 52V50H194V52L192 53V52H190V50H189V54L187 53V55H189V57H190V55L191 54H194V57H193V55L191 56V57H193V58H195V55H197V58L198 57H200V56H202V53H203V57H200V58H198V60L197 61H195V59H194V63L190 60V61H187V63H186V61H184L183 63H182V65H185V64H187V66L185 65L184 67H182L183 68V70H181L180 68H178V69H176V70H173L174 71V76H175V71L176 72H179L181 75L183 74L184 75V73H189L188 74V76H187V74H185L184 76L182 75V79H183V77H185L184 79H186V76H187V79L185 80L186 81V83H188L190 80V83L192 82V83H195V82H193L192 81V78L194 79L195 78V76H193V75H197V74H193V73H198V67H199V65H200V68L202 67V65H201V63H203V62H205V61H209L208 60V57H209V59H210V63H212V64H210L211 65V67H213V61L215 60L212 56V52L213 51H215L216 49L217 50H221L223 53H225L226 52V54H224V59H222L223 58V54H221L222 52H220V50H219V52H220V54L221 55H218V57H217V61H216V63L214 62V66H215V68L213 69L214 71H216L217 70V73H219V76H218V74H216V73H214L215 74V78H213V76L212 77H207L208 78V80L211 82V84H212V86H211V84H207V82H209L207 79H205V83H206V85H208V86H210V87H216V85H214V83H215V81H217L216 82V84L219 82V83H222V84H220V86H219V84H217V86L219 87L218 89H221L220 87H225V86H223V85H227L226 87H225V89L227 90V87H228V89H230L229 88V82H237L238 84H236L235 85V83H234V85L236 86V87H234L233 89H235V93L237 94V92H239L238 94H241V95H234L233 94V92H234V90H232V88H231V90L233 91H230V90H221L220 92L222 93V95H223V98H222V95H220V99L222 98L224 101L226 100V102H224V103H222V99L221 100H219L218 102H217V105H218V103H221V104H219L220 106H219V108H222L221 109V111H220V109L218 108V110L220 111L219 113H222L221 115H223L221 118L223 119L224 117V122H223V124L224 125H219V127H221V128H223L225 131V133H223L221 130L219 131V129H217L218 130V134L216 133L217 131H215V129H213V127L209 124V131H208V133H209V135H208V137L210 138H208L209 140H210V142H212L213 143V141H211L212 139L214 140V143L215 142H217L218 140H220V142L218 141L217 143H215V144H211L210 142H209V140H208V142L210 143V145H209V148H208V151L205 153V149H204V154H202L203 152H202V149L197 145V143H199V142H197L198 141V138H197V136H195V134L198 132V131H196L195 129H197V126H198V124H197V122H198V117H199V114L197 113L198 111H199V107L197 106V105H195V103H194V101H195V99L197 98V95L198 94H202V93H200V91H202L203 92V90L201 89V88H197L198 89V93H197V95H196V97H195V99H193L194 101L192 102V100H191V102H189V105L191 104V103H193L194 104V109L196 110V112H195V110H193L192 109V111L194 112V113H197V114H194L193 115V113H192V111L190 110V106H193L192 104L189 106L187 103H188V101L186 102V100L185 101H183L184 99H186L185 97H182L183 96V94H185V88H186V85H188V87L186 88V89H189L190 87H191V85H189V84H185L184 86H182V87H180V85H177L178 87H180V88H178L179 89V92L178 91H176V92H178V94L176 95V94H173V95H171V94H169V93H167V92H169L168 91V88L170 87V85H169V87L167 88V84H165V86H166V88H167V92L162 96V103H164V105L163 106H165V107H163V108H161L162 107V103H160L159 104V106L161 105V107H159L158 106V110H160L161 111V109H163L162 111H164L163 113H165V115L166 116H163V115H161L159 118L160 119H162V120H164V122H163V124L165 123V122H167L166 124H165V126L164 127H162V128H165V130H167L168 131V129H170L171 130V128H173V126L172 125H174V127H175V129H176V127L178 128V130H175L174 128H173V132L171 133V132H169V134L168 135H170V138H171V140L170 139H168L167 137H166V140L168 141V143H167V141L166 140H164V138L163 137H165V136H167V131H166V133L164 132V136H162L161 137V133H157V131H158V129H162L161 127H157L156 129H155V131H152V129L150 130H148V131H146V132H143L142 134H144V135H142L141 137H142V142L144 143V144H146V140H147V137L145 136L146 134H148V137H149V135H151V138H152V136H153V133L154 132H156L158 135H156V133H154L155 135H154V137L153 138H155V140H156V138L157 139H159V138H163L162 140L163 141H166L165 143H167V144H172V143H174V145H175V142H174V138H175V136H176V134H177V136H179V134H180V136H179V139H178V137H177V139L178 140H180V142L179 141H177V140H175L176 142H178L176 145H178V144H180L179 146H181L183 143H182V141L184 140H186L188 143L190 142V144H191V146L193 147L194 145H192V144H195L196 146H195V148H190L191 149V151H194L195 153H197V155H199L200 154V157H202L203 159H205V158H207L208 159V162H207V166H206V169L204 170V171H200V173H199V175L201 174V176H207V184H206V187L208 188V186H209V188H210V193L212 192V190L214 189V190H218L217 191V199H218V201L221 203H219V202H217V203H219V207H220V210L222 209V211H220L221 212V214H222V216H221V214H220V212L218 213V211H215V213H216V216H215V213H214V208L213 207H217L218 206V204H217V206H216V204H213V201L212 200H214V203H216V199H214V197H215V195H213V194H210L209 193V191H208V189L206 190V192H207V194L209 193V198H211V196L213 197V199L211 198V199H204L205 201L207 200V202H206V204L204 203L205 201L203 200V202H202V204L204 203V208H205V210H206V212L207 211H209L210 209L213 211V212H209V214L207 215V216H209V220H210V218L212 219V217L213 216H211L210 217V214L211 213H213L214 214V216L216 217V218H213V219H215V220H213V223L210 221V223H209V220H204V219H208V217L206 218H204L203 217V215L205 214H202V215H200L199 217H197V218H195L196 220H197V228H194V226H193V220L194 219H191V220H189V219H187V221H186V219H185V221H183L182 223L184 224L185 223V225H183L182 224V226L184 227L185 226V229H187V230H185V232H183L184 230H182V233L179 231V230H181V229H176V230H173V232L172 231H170V232H172V233H170V234H165L164 233V235H162L161 233L159 234V236L161 237V240H160V242L162 241V239H164L165 237H166V235L168 236V237H166L165 238V241H166V244H165V242H159L158 244L160 245H158L157 244V246H159V247H161V249L159 248V247H157L156 246V244L154 245L155 246V248L152 246V248H151V250H152V252H151V250H150V248H148V250L146 251V246L148 247L149 246V244H147L146 245V243H143V245L145 246V251L146 252H148V253H153L154 251H155V254L156 255H154V259H156V261L153 259V261L154 262H152V264H235L236 262V264H251V259L252 258H249V255L251 256L252 255V257H253V255H254V257H253V260L254 259H256L255 257H257V259H256V261L254 260V262H255V264L257 263V264H264V256H262V255H264V249H262V247H264V240H262V239H264V238H262V235H264V234H262L261 235V233L262 232H264V222H262V221H264V220H261V217H264V213H261V217H260V215L258 214V213H260L261 211L259 210L260 209V207H261V209L262 208H264V206H262V205H264V201H261V200H259L258 202L259 203H257V202H255V211L257 212V214L259 215V217H257L256 216V214H255V211L254 210H252L251 209V211H249L250 209H248L247 211H248V213L246 212V208L247 207H242V206H238V203H240L241 202V191L242 190H246V185H245V179H246V176H249V178L251 177V179H253L252 178V174H249V173H253V171H255V172H257L258 173V171H260V169H261V167H260V169L257 171V169L259 168H257V166H254V165H257V164H254V163H256L257 162V160H258V162H259V160H260V162L258 163L259 165H260V163H262V160H264V159H262V157H264V156H262V155H264V154H262V153H264V151H262V153L261 152H258L259 153V158L257 159L256 157H258L257 155H256V157H255V154L253 155V150L254 151H256L258 148L260 149V151H261V148L262 149H264V110H262V113H260L261 112V110L260 109H264V108H262V106H264V105H262V104H264V100H262L261 101V94H264V92H262V91H264V88H262V87H264V83H262V82H264V77H261L262 75H264V71H262V70H264V67H262L261 69H257L255 66H257V64L259 65L260 63H259V61L261 62V66L262 65H264V64H262V61H264V54H262V53H264V51H262V50H264V49H261L260 50V48L261 47H264V45H259L260 44V40L258 39V42L257 41H251L252 42V46H255V45H253L254 43L255 44H257V46H261L260 48H258L260 51H262L261 52V54H259L260 55V57L257 55V54H255V55H257L258 57H259V59L256 57V62H257V64L255 65V63L256 62H254L253 61V63H254V65L255 66H252V64L253 63H249V61L251 62V59L249 60V58H250V55H249V52H250V54L251 55H253V56H255L254 54H253V48H251L250 47V42H249V44H247V46H249V52L247 53V55H245V56H243L244 54H242L244 51H242V53H241V55H240V51L241 50H245V41H243L242 40V38H241V36L239 37V33H242L245 29H249V28H251V24L250 23H247V22H245V23H242V22H239ZM246 24V25H245ZM3 25V24H2ZM1 25V26H2ZM8 25H6V27H10V26H8ZM25 25H26V23H25ZM30 25V27H33L31 24H29ZM29 25H27V27L29 26ZM46 25V26H45ZM51 25V26H50ZM85 25V26H84ZM107 25L108 26H110V28L109 27H107ZM123 25V26H122ZM124 25H126L125 26V29L124 28H121V30L119 31V28L120 27H124ZM129 25V26H128ZM132 25V26H131ZM189 25V26H190ZM233 25V26H232ZM245 25V27L243 28V26ZM0 26V27H1ZM5 26V23H4V25L2 26V27H4ZM20 26H17L16 28H18V29H20ZM44 26L46 27V28H44ZM47 26L49 27V29L47 30ZM53 26V27H52ZM106 26V27H105ZM241 26V27H240ZM2 27L0 28V31L1 30H3L2 29ZM6 27H5V29H6ZM23 27H24V24H23ZM23 27H21V28H23ZM44 29H43V28ZM52 27V28H51ZM62 27V28H61ZM118 27V28H117ZM193 28H194V25L192 26ZM190 28V30H189V34L187 35V37H191V36H193L192 37V39L194 38V36L195 35H193V34H195V29H193V28ZM234 27L236 28V30H237V28H239V30H241L240 32H239V30L238 31H235V29H234ZM11 28V27H10ZM10 28H8L9 30H10ZM54 28H56V29H54ZM61 28V30H62V32L59 30ZM65 28V29H64ZM66 28H68V29H66ZM108 28H109V31L110 32H112V34L114 33V31L116 32V33H114V36H116V34H117V39L116 38H114V36H112V35H109L108 36V34H110L109 33V31H108ZM115 28H117V31H118V33H117V31H116V29ZM168 29H170L169 27H167ZM243 28V29H242ZM24 29V28H23ZM23 29H22V31H23ZM65 31H64V30ZM76 29V30H75ZM113 29V30H112ZM129 29H131V31L129 32H127L126 30H129ZM233 29H234V31H233ZM8 30V31H9ZM46 30L49 32L50 31V34H52V35H50V34H48V33H46ZM83 30V31H82ZM152 30V29H151ZM222 30L224 31L223 33H222ZM227 30V32H229ZM6 31V30H5ZM11 31V30H10ZM35 31H38V32H35ZM51 31H54V32H51ZM58 33H57V32ZM69 31V32H68ZM121 31H122V33H121ZM210 31H212V33H215L214 35H215V43L213 42L214 41V38L210 41V43L208 42L209 40L208 39H211L209 36L211 35L210 33ZM56 32V33H55ZM106 32V33H105ZM148 32L149 31H146V34H148ZM221 32V34H222V36H221V34H220V37H221V39H220V37H219V39H220V41H219V39H218V37L216 36L218 33H220ZM226 32V33H227ZM90 33V34H89ZM123 33H124V38H125V40H124V38H122L123 37ZM151 34H148L149 35V37H147L148 35H145L146 37H147V40H148V42H149V44H151V42L150 41H152V44L151 45H155V44H153V43H156L157 42V45H159L161 48H164V43L161 41L162 39L160 38V36H158L157 35V38H156V32L154 31L153 32V30H152V32H150ZM193 33V34H192ZM34 34H36L37 36L35 37V35ZM55 34H57V35H55ZM89 34V36H87ZM91 34H92V36H91ZM104 34H105V37H104ZM107 34V35H106ZM121 34H122V37H121ZM41 35H43L42 37L44 38V41H43V38L41 37ZM74 35H77V36H79V37H75ZM93 35H94V38H93ZM98 37V39H97V37ZM213 35V34H212ZM8 36H10V35H8ZM7 36V37H8ZM11 36H13V35H11ZM10 36V38L11 39H13L12 37ZM87 36V37H86ZM108 36V37H107ZM111 36V37H110ZM118 36H119V38H118ZM32 37H28V38H30L31 40H33L32 39ZM50 39H49V38ZM64 37H65V39L67 38V39H70V37H71V40L70 41H67V39L65 40L64 39ZM73 37V38H72ZM90 37V38H89ZM92 37V38H91ZM105 39V40H103V38ZM109 37H110V39H109ZM113 37V38H112ZM196 37V36H195ZM217 37V38H216ZM18 38V37H17ZM16 38V39H17ZM20 38V37H19ZM27 38V37H26ZM41 38V40H39ZM60 38V39H59ZM87 38V39H86ZM95 38L98 40V42H99V45H98V42H97V45H95V47L93 48V50H91V49H89V48H85L86 46H85V44L84 43H86L85 42V40H89L90 39V41H92V39H93V41L95 40ZM152 38H154L153 40H152ZM78 39H79V41H78ZM85 39V40H84ZM112 39V40H111ZM115 39H116V43H115ZM120 39V41H118ZM121 39H122V41H121ZM156 39H158V40H156ZM160 39V40H159ZM218 40V42H217V40ZM35 40V39H34ZM49 40V41H48ZM54 40V41H53ZM60 40V41H59ZM73 40V41H72ZM124 40V41H123ZM205 40V41H204ZM222 40V41H221ZM262 40H264V39H262ZM64 41H67V43L65 44V43H63ZM77 43H76V42ZM81 41H84V42H82L81 43ZM104 41V42H103ZM106 41H107V43H106ZM110 41L112 42V44H110ZM119 43H118V42ZM156 41V42H155ZM194 42H196V41H198L197 40V38H195V40H193ZM241 41V42H240ZM243 41V42H242ZM44 42V43H45ZM70 42H72V43H70ZM105 43V45L106 46H104L103 45V43ZM160 42H162V43H160ZM201 41H200V39H199V42L198 43H200ZM206 42H208L209 44H207ZM257 42V43H256ZM262 42H264V41H262ZM261 42V43H262ZM58 43V44H57ZM62 45H61V44ZM69 43H70V45H69ZM76 43V44H75ZM94 43H95V41H94ZM202 43V42H201ZM202 43V44H203ZM241 44V43H243L242 45H243V47H242V45L241 46H238L237 44ZM62 46V47H58V46H60V45ZM72 44H75V46H72ZM96 44V43H95ZM115 44V45H114ZM196 44H197V42H196ZM215 44V45H214ZM262 44H264V43H262ZM49 45V46H48ZM66 45H68V46H70L71 47V49H69L68 47H66V48H64ZM76 45H77V47L79 46V45H82V49H81V46H80V49L79 48H77L76 47ZM109 45H111L110 47H109ZM157 45H155V46H157ZM198 45H196V46H198ZM221 45V46H220ZM98 46H100V49H101V51H99V48H98ZM103 48H102V47ZM115 47V52L113 51L114 50V47ZM204 46H203V48H204ZM231 46H232V48L234 47L235 48V46H238L240 49H238V50H240L239 52L237 51L236 52V54L237 55H240V57L242 58H239V59H237L236 58V60H235V57L237 56H235L234 54H235V52H234V50H237V47L234 49V50H231L232 48H231ZM51 47V48H50ZM74 47H75V49H74ZM106 47H109V51H107L106 50ZM112 47H113V49H112ZM160 47H158V48H160ZM183 48V47H181V44H179L178 45V47L177 48ZM63 48L67 51H69V53H68V51H67V53H66V51L65 50H63ZM83 48L84 49H86V50H83ZM111 48V49H110ZM185 49H187L186 47H184ZM226 48H229V49H226ZM87 49H89V56H88V50ZM130 49V48H129ZM185 49H183L184 51H185ZM258 49H256V50H258ZM57 50V53H55V51ZM58 50L60 51V52H58ZM179 50V49H178ZM227 50H228V53H227ZM113 51V52H112ZM128 51V50H127ZM180 52H182L181 50H179ZM253 51V52H252ZM260 51H257V52H260ZM47 51H44V54L46 53ZM63 52H65V53H63ZM93 52H94V54H93ZM100 54V52H101V54L99 55L98 53ZM107 52V53H106ZM129 52H130V54L132 53L133 54V58L131 57V60H130V62H133V60L132 59H134V62H133V64L134 65H136L137 64V58L136 57H134L135 55H137L136 54V52L133 50V49H130L129 50ZM198 52V53H197ZM54 53V54H53ZM60 53H62V54H60ZM106 53V55H104ZM111 53H112V55H111ZM60 54V55H59ZM67 55V57H66V55ZM103 54V55H102ZM186 54V53H185ZM55 55V56H56ZM97 55H99V58H96L95 59V57L97 56ZM101 55H102V58H103V60H102V58H101ZM110 55V56H109ZM226 55H228L227 57H226ZM55 56H53V58L55 57ZM87 56V57H86ZM108 56V57H107ZM129 56V55H128ZM219 56H220V58H219ZM235 56V57H234ZM57 56H56V58H58ZM89 57V58H88ZM107 57V58H106ZM110 57H111V59H110ZM190 57V58H191ZM213 59H212V58ZM222 57V58H221ZM229 57V58H228ZM234 57V58H233ZM244 57V58H243ZM247 57H248V59H247ZM56 58L54 59V60H56ZM69 58H71V60L69 61ZM94 58V59H93ZM109 58V59H108ZM193 58H191L192 60H193ZM219 58V59H218ZM234 60H233V59ZM251 58H253V57H251ZM255 58V57H254ZM92 59H93V61H92ZM99 59V60H98ZM102 61H101V60ZM106 59H108V62H107V60ZM136 59V60H135ZM225 59L227 60L228 59V63H229V65H227V67H228V70H227V67L225 66V68H224V70H226V71H224V72H222L223 70H222V68H221V72H222V74H221V72H219L218 70L219 69H217L216 68V66L218 65V63L219 62H221L222 60H224L225 61ZM245 59V60H244ZM92 62H91V61ZM94 60H95V62H94ZM97 60H98V64H97ZM126 60H128V59H126ZM229 60H231L232 62H234L235 64H236V67H235V64L234 63H232L231 61L229 62ZM240 60H242V61H240ZM244 60V61H243ZM253 60H255V59H253ZM258 60V61H257ZM100 61H101V63L102 62H104V63H106L105 65H104V63H102V66H101V63H100ZM110 61H112V62H110ZM246 61V64H248L249 65V67L248 66H246L245 67V69H248V68H250V67H252L251 68V70L253 69V67H255L254 69L256 70L255 72H253V73H251V74H253V75H250V73L248 72V71H245V72H248V76H245V73H244V71H243V69H240V68H242L243 67V65L245 66V64H243L244 62ZM78 62V63H77ZM126 62H128V61H126ZM190 62H192V63H190ZM223 62V61H222ZM227 62H225V63H227ZM239 62H240V64H239ZM68 63V64H69ZM110 63V64H109ZM232 63V64H231ZM243 65H242V64ZM113 64V65H112ZM125 64V63H124ZM127 64V63H126ZM178 64H180V63H178ZM192 67V69H191V67L189 66V65ZM68 66L71 70H70V72H73V71H75V70H72V69H74V68H77V66L76 67H74V68H71V67H73L72 65L71 66ZM104 65V66H103ZM224 65V64H223ZM226 65V64H225ZM230 65H231V67H230ZM95 66V67H96ZM241 66V67H240ZM98 67V66H97ZM96 67V68H97ZM130 67V66H129ZM129 67L127 66V72H128V74H127V72H125V74H127L126 75V77L124 76V80H126V79H128L127 77L131 74V73H129L130 72V70L132 69L131 67H130V69H129ZM189 67H190V70H188L189 69ZM196 67H197V69H196ZM230 67V68H229ZM235 67V68H234ZM248 67V68H247ZM259 67H260V65H259ZM186 68H188V69H186ZM180 69V70H179ZM186 69V70H185ZM231 69L233 70V71H231ZM237 69V70H236ZM23 70V69H22ZM89 70V71H88ZM153 70V69H152ZM185 70V71H184ZM194 70V71H193ZM195 70H196V72H195ZM250 70V69H249ZM87 71L88 72H90L91 70L88 68L87 69ZM171 71V70H170ZM228 71H230L231 73L229 74V72ZM258 71H260L261 73V75H258V76H256V75H254L255 73H257ZM101 72H99V73H101ZM169 72V71H168ZM167 71H166V73L169 75V73H168ZM192 72V74H190ZM199 72H200V70H199ZM237 72V73H236ZM241 72V76H239L240 73ZM22 73H24L25 74V76H27L26 75V73L24 72V70L22 71ZM244 73V74H243ZM24 74H22L23 76H20V79H22V80H20L21 81V85L20 86H23L22 84V81H23V79L25 78V76H24ZM170 74H172V76H173V72L172 73H170ZM201 74V73H200ZM233 74H235V75H233ZM243 74V75H242ZM257 74H259V72L257 73ZM181 75H179L180 77H181ZM190 75V76H189ZM192 75V76H191ZM216 75H217V79H216ZM232 75V78L231 79H233V80H230L229 82L227 81L228 79L227 78H229V77H227V76H231ZM170 76V75H169ZM221 76V77H220ZM242 76H245V77H242ZM250 76H252V78L250 77ZM254 76H256V78L254 77ZM23 77V78H22ZM90 77L91 76H89L88 78H86V79H88V80H90ZM130 77H131V75H130ZM129 77V78H130ZM259 77H261L260 79H262V82H261V85H259V86H262L261 87V89L259 88V86L257 87V85H253V82L254 83H256V81L258 80V78ZM211 78L213 79V81H211ZM225 78V79H224ZM241 78H244V80L242 79L241 80ZM247 78V79H246ZM249 78V79H248ZM174 79V78H173ZM175 79H176V76H175ZM174 79V80H175ZM179 79V78H178ZM178 79H176V80H178ZM220 79V80H219ZM223 79H224V81L225 82H222L223 81ZM236 80V81H235ZM247 80V81H246ZM252 80V82H251V85H250V81ZM169 81L171 82V81H173V80H171V79H169ZM179 81V80H178ZM184 81V80H183ZM185 81H184V83H185ZM238 81H240V82H238ZM86 83L88 82L87 80L85 81ZM176 82V81H175ZM180 82H181V79H180ZM89 83V82H88ZM174 83V82H173ZM177 83H179V82H177ZM245 84V83H247V89H245L246 88V85H241V84ZM117 84H119V82L117 83ZM169 84V83H168ZM180 84V83H179ZM181 84H183L182 82H181ZM196 84H197V82H196ZM173 85V84H172ZM194 85V84H193ZM192 85V86H193ZM214 85V86H213ZM238 85H239V87H238ZM253 86V89L252 90H254L253 92H252V90H251V88H249L248 86ZM118 86V85H117ZM175 86V85H174ZM177 86H175L176 88H177ZM190 86V87H189ZM194 86H196V85H194ZM243 88V86H244V88L242 89L241 87ZM172 87V86H171ZM51 88V87H50ZM173 88V87H172ZM176 88H174V89H176ZM194 88V87H193ZM217 88V87H216ZM248 88L250 89V90H248ZM256 89V91L258 92V89L261 91V93H257L256 91H255V89ZM18 89H20V88H18ZM52 89V88H51ZM170 89V88H169ZM181 89V90H180ZM199 89H201V90H199ZM236 89H238V90H236ZM48 90H49V88H48ZM191 90V89H190ZM190 90H186V97H187V99H190L189 98V96H191V93L192 92H190L189 93V91ZM243 90V91H242ZM50 91V90H49ZM49 91H48V93H49ZM52 91V90H51ZM50 91V92H51ZM191 91H193V89L191 90ZM222 91H224V92H222ZM226 91V92H225ZM228 91H230V92H228ZM243 92V93H240V92ZM245 91V92H244ZM19 92V91H18ZM21 92H23V90H21L20 89V93ZM172 92H174V90L172 91ZM171 91H170V93H172ZM254 92H256V93H254ZM53 93H55L54 91L52 92V94ZM188 93L190 94V95H188ZM195 93V92H194ZM219 93V92H218ZM224 93V94H223ZM228 93H229V96L232 94V95H234L236 98L235 99H233V97L234 96H228ZM245 93V94H244ZM50 94V93H49ZM52 94L51 95H49L50 97L52 96ZM168 95H170L171 96V98L173 99V102L171 101L172 99L171 98H169L170 96H168ZM177 97H176V96ZM202 95H204V94H202ZM202 95H198V98L200 97V96H202ZM244 95V96H243ZM251 95V96H250ZM259 96V100L261 101H259L257 98H258V96ZM261 95V96H260ZM178 96H181V98L180 97H178ZM248 98V100H247V98ZM257 96V97H256ZM242 97V98H241ZM262 97H264V96H262ZM27 98V97H26ZM47 99V97H45L44 96V98L43 99ZM167 98V99H166ZM180 99L179 101L178 100H176V99ZM183 98V99H182ZM198 98L196 99V100H198ZM203 98V96L201 97V99ZM230 98H231V100H230ZM237 98H239V99H237ZM246 98V100L249 102H251V100L253 101V100H255L256 101V103L258 102V104H256L255 103V101H254V103L255 104H251L252 106H248L247 104L246 105H244V109H243V107H240V106H243L241 103V105L239 104V102H242V101H244V100H242V99H245ZM249 98H250V100H249ZM33 99V98H32ZM44 100L45 102H47V100ZM164 99H166L165 101H167V105H165V102H164ZM200 99V98H199ZM201 99L200 100H198L199 102L201 101ZM240 99H241V101H240ZM262 99H264V98H262ZM168 100H170L171 101V103L169 104V102L170 101H168ZM233 100V101H232ZM235 100V101H234ZM238 100H239V102H238ZM245 100V101H246ZM24 102H25V104H26V102L27 103H29L30 105H32V103L34 102V103H36L34 100H33V102H32V100L30 99V101L29 100H27L26 101V99H24L23 100ZM37 101V100H36ZM176 101H178V103L176 102ZM180 101H183L184 102V106L183 105H181V103H183V102H180ZM238 103H237V102ZM195 102H197V101H195ZM227 102H229V105L228 104H226ZM234 102H235V104L237 103V104H239V105H235L234 104ZM246 103V102H245ZM244 103V104H245ZM252 103V102H251ZM23 103H21L20 105H22ZM29 104H26V105H29ZM178 104H180L181 105V107H180V105H178ZM25 105V106H26ZM186 105L187 106H189V107H186ZM231 105V106H230ZM259 105V106H258ZM25 106H23L22 108H21V106L19 107V105H18V108H21V109H25ZM182 106L183 107H186V109L187 108H189V109H187V110H184L185 108H182ZM226 108H225V107ZM234 106H237L238 108H239V111H238V109H237V107H234ZM248 106V107H247ZM255 106H256V108H255ZM261 106V107H260ZM168 107V108H167ZM170 107V108H169ZM196 107H198L197 109H196ZM225 109H224V108ZM236 108L235 110H234V108ZM245 107H247V109H245ZM253 107V108H252ZM259 107V108H258ZM159 108H161V109H159ZM231 109V110H228V109ZM243 110H242V109ZM248 108H249V111H248ZM255 108V109H254ZM258 108V109H257ZM165 109V110H164ZM167 109V110H166ZM172 109V110H171ZM226 109H227V111H226ZM233 109V110H232ZM252 109V110H251ZM257 109V110H256ZM174 110L176 111V113L174 112ZM243 112H242V111ZM245 110H247L248 112H249V114H251V116H250V119H247L248 118V116H243L244 114H247L248 112H246L245 113ZM251 110V111H250ZM256 110V111H255ZM260 110V111H259ZM159 111V113L158 114H160V113H162V111L160 112ZM224 111V112H223ZM229 111H231V112H229ZM236 111V112H235ZM173 112V113H172ZM187 112H189V113H187ZM200 112V111H199ZM226 112V113H225ZM229 112V116H228V113ZM257 112H259V114L257 113ZM162 113V114H163ZM167 113H169V114H167ZM175 113V114H174ZM190 113H191V115H190ZM253 113V114H252ZM158 114H156V116H159ZM227 114V115H226ZM231 114H233V115H231ZM248 114V115H249ZM198 117H197V116ZM226 115V116H225ZM237 117V116H239L240 115V118L238 119V118H236L235 116ZM242 115V116H241ZM175 116H176V118H175ZM177 116H179V117H177ZM195 116L197 117V118H195ZM227 116H228V118H227ZM232 116V117H231ZM234 116V117H233ZM168 117V118H167ZM171 117H173V118H175L174 120H175V122L174 121H168V120H173V118H171ZM158 118V119H159ZM170 118V119H169ZM178 118H181V119H178ZM233 118L234 119H238V121L239 120H241V122H243V123H240L239 124V126H238V124H237V122L238 121H236L235 122V120L234 121H232L233 120ZM159 119V120H160ZM168 119V120H167ZM243 119V120H242ZM162 120L160 121V122H162ZM221 120V119H220ZM158 121V120H157ZM177 121V122H176ZM182 121V122H181ZM186 123V124H183L184 122ZM223 121V120H222ZM228 121L230 122V121H232V122H230V123H232V124H230V123H228ZM96 122H98V123H100L98 120H96ZM96 122H95V124H96ZM102 122V121H101ZM171 122H172V125H171ZM233 122H234V124L236 123V127L233 125ZM240 122V121H239ZM244 122H246L245 124H244ZM106 123V122H105ZM104 123V124H105ZM175 123V124H174ZM179 124V126H178V124ZM229 125H228V124ZM100 124H102L101 126L102 127H104V124L103 123H100ZM159 124H161V126H162V123H159ZM159 124H157V125H159ZM180 124H182V126H185V127H182V129H183V131L182 132H179V131H181L182 129H181V125ZM197 124V125H196ZM243 124V126H241ZM175 125H177V126H175ZM192 125H193V127H192ZM27 126V125H26ZM24 124L22 125L21 124V127L20 128H22V129H24L25 130V132L23 133V134H21V136L22 137H24V138H26L25 140L23 139V138H21V136H20V134L18 135H13V136H9V137H6V138H8L7 140L8 141H6V139H3V138H0V140L2 139L4 142L6 141L7 143L9 142L10 143V145H8V144H4L3 145V147L5 148V150L6 151H4L3 149L4 148H2V147H0L1 149H0V153H3V152H6V155H8V152L7 151H9V155L7 156V157H9L10 158V162H8V161H6V162H8V164H5V161L3 162V161H0L2 164H0V167H1V173H3L4 174V172H3V168H5V171L6 170H8L9 168L11 169H9L8 171H6V172H9V174L8 173H5L4 175L6 176L7 174H8V176H9V180L11 181V178L12 177H14L13 178V180H12V182H10V181H7V179H8V176H6V179L5 178H3V174H0V176H1V178H3L2 180L3 181H5V185H3V182H1L2 180H0V264H21V261L23 262L22 264H80L81 263V261L83 260V259H85V257H90V256H92V258L90 257V259H93L94 260V258L96 259H98L99 257L98 256H100V254H102V256H100V258L98 259V261H100L99 263H103L104 261H102V260H104V258H105V260H106V258H107V254L108 253H110V254H108L109 255V257H110V255H111V257H110V260L108 261V259H109V257L107 258V261H108V263H107V261H105L107 264H117V262H118V260H117V257H115L116 256V254H118L117 256H120L119 255V253H116V252H121V250H122V247L125 249V250H122L123 252H125L126 251V245H125V242H124V236H125V220L126 219H124L125 218V215H124V192H125V182H124V174H125V170L127 169V163H126V157L123 155V154H119V153H114V149H115V147H113V149H111L112 150V152H113V155H115V154H117V157H115V159L116 160H114V159H108V157L109 156H111V154L110 155H108V153H109V148H110V144L109 145H106V141L107 140H103V138H102V140H103V142H102V146H107V148H108V150H106V147H105V149H104V147L102 148V147H100L99 145H100V143H98L97 145H98V147H100L101 148V150L103 149L104 150V153L106 152V155H104L105 157H106V159L105 160H101V158L102 159H104V157H103V152L101 151V150H98L99 148L95 145L97 142H96V140L98 139H96L95 140V142L93 141L95 138H92L91 140H92V145L94 144V147H93V149H92V145H91V142H87L86 143V138H88L90 135L89 134H87V135H85V136H83V137H79V139H76V138H73L72 136H65V135H55V134H53V133H51V134H33L32 132H30L29 130H28V128L26 127ZM101 126H99L98 125V128L99 127H101ZM166 126H168V127H166ZM196 128H195V127ZM15 127H16V125H15ZM170 127V128H169ZM231 127V128H230ZM233 127V128H232ZM168 128V129H167ZM179 128L181 129V130H179ZM191 128H192V131H194L195 130V134H194V132H192L191 131ZM193 128H195V129H193ZM229 128H230V130H229ZM239 128H241L240 130H239ZM184 129H185V131L186 132H184ZM253 129H257L260 133H261V136L259 137V138H256V137H254V133H253ZM159 130V131H160ZM229 130V131H228ZM151 131V133H148V132H150ZM158 131V132H159ZM162 131H164V130H161V132ZM176 131H178V133H176ZM191 131V132H190ZM210 131H214L213 133V135H215V136H213L212 134H210V133H212V132H210ZM227 131V132H226ZM232 131H234V132H232ZM153 132V133H152ZM184 132V133H183ZM219 132H220V135H219ZM163 133V132H162ZM176 133V134H175ZM223 133V135H221ZM166 134V135H165ZM175 134V135H174ZM198 134V133H197ZM196 134V135H197ZM217 134V135H216ZM36 135H37V137H36ZM82 135V134H81ZM89 135V136H88ZM184 135V136H183ZM189 135V136H188ZM194 138H192L191 136ZM19 136H20V138H19ZM25 136H27L28 138H29V140H28V138L27 137H25ZM88 136V137H87ZM92 136V135H91ZM91 136L89 137V138H91ZM93 136H95V135H93ZM99 135H97V137H98ZM144 136L146 137V138H144ZM156 136H158V137H156ZM215 138H213V137ZM14 137V138H13ZM30 137H31V139L32 138H37V139H34V140H36L38 143H36V142H34V141H32L31 139H30ZM40 137V138H39ZM71 137H72V139H71ZM96 137V136H95ZM169 137V136H168ZM199 137V136H198ZM212 137V138H211ZM5 138V137H4ZM12 138H13V140L14 141H16L15 142V144H14V148H11L12 146H13V143L11 144V142H13V141H10V140H12ZM15 138H17V139H15ZM19 138V139H18ZM41 138H42V140H41ZM78 138V137H77ZM108 137H106V138H104V139H107ZM125 138V137H124ZM151 138L149 137V139L147 140V141H150L151 140ZM153 138H152V141H153ZM181 138V139H180ZM186 138V139H185ZM192 140H195V141H192ZM21 139H23V141L21 140ZM100 140H101V137L99 138ZM99 139H98V141H99ZM117 139H122V137H119L118 136V138ZM176 139V138H175ZM20 140H21V142H20ZM34 142L38 147L37 148H35L36 146H35V144H33L32 142ZM51 142H50V141ZM80 142H78V141ZM86 140V141H85ZM101 140V141H102ZM108 140H109V138H108ZM111 140V139H110ZM144 140V141H143ZM216 140V141H215ZM3 141H1V143L3 142ZM28 141H30V142H28ZM39 141H42V143L41 142H39ZM45 141V142H44ZM48 141V143H46ZM85 141V142H84ZM89 141V140H88ZM121 143V141L120 140H116V138H112V140H111V142L113 143V145L115 144L116 145V143L117 144H120L119 142ZM183 141V142H184ZM3 142V143H4ZM20 142V143H19ZM43 142H44V144H47V146H48V144H49V146H51V144H53L52 146H55V147H52V150L51 149H49V148H51V147H49L48 149L49 150H47L46 148H45V146L43 145ZM73 142H75V143H73ZM187 142H185V143H187ZM194 142V143H193ZM19 143V145H20V147L19 146H17V144ZM25 143H29V144H25ZM31 143L34 145L33 146V148H34V151H36V153H40L41 152V150L38 152V150L42 147H44L47 151L46 152H50V150H51V154L50 155H52V153H54V154H56V152H58L57 154H58V156H57V154L55 155V156H53L52 155V157H55V159H56V157L57 158H59L56 162H58L59 160H63V162H61V163H64V162H67V161H64V159H61V157L63 156H66L65 154H64V152H69L70 154L69 155H67L68 156V159H69V161H71L70 163H77V165H75V166H77L78 168H80V167H83V168H80V169H78L77 168V170H76V167L74 166V165H72V166H74V170H76V171H71L70 173H69V171H67L66 169H64V170H62V165L60 164V161H59V165H61L60 166V168L59 167H57V165L58 164H55V162H54V160H53V158L49 155V158L48 159H50V160H44L45 158H42V156H40V155H36L37 157H35V152L34 151H32L31 149H32V147L29 149L28 147H30V146H32L31 145ZM42 145H41V144ZM61 143V144H60ZM76 143H77V145H78V147H77V145H76ZM105 143V144H104ZM109 142H107V144H108ZM184 143V144H185ZM22 144H24L23 146H22V150L20 151V148H21V145ZM87 146H91V148H90V150H93L92 151V153L93 154H95L94 156H96V157H94L92 154H91V152L90 151H88V149H89V147H87ZM90 144V145H89ZM143 144V145H144ZM6 145H8V146H6ZM16 145V146H15ZM29 145V146H28ZM57 145V146H56ZM112 145V146H113ZM173 145V144H172ZM175 145V146H176ZM1 146H2V144H1ZM9 146H11V147H9ZM59 146V147H58ZM62 146V147H61ZM109 146V147H108ZM146 146V145H145ZM7 147H9V148H7ZM19 147V148H18ZM40 147V148H39ZM57 147L59 148V149H61V150H59V149H57ZM61 147V148H60ZM85 147V148H84ZM15 148H17V149H15ZM23 148H25L24 149V151H23ZM41 148V149H42ZM56 150V152L54 151V152H52L54 149ZM62 148H64V149H62ZM9 149V150H8ZM12 149H15V150H19L20 152H23V153H27L28 154V152H31L30 154L31 155H29L28 154V157H26L25 155H23V158L21 157V159H18L17 157L19 156L18 154H21L19 151V153H15L16 151H14V153H13V151H12ZM27 149V151H25ZM38 149V150H37ZM45 149H44V151H45ZM96 149V150H95ZM3 150V151H2ZM11 150V151H10ZM31 150V151H30ZM110 150V151H111ZM144 150H145V154L147 155V154H151V153H149L150 151L149 150H147L146 149V147H144ZM175 150V149H174ZM43 151V150H42ZM62 152L63 154H59V152ZM64 151V152H63ZM78 151V152H77ZM94 151H95V153H94ZM97 151H99V153L101 154V155H98L99 153L97 152ZM101 151V152H100ZM116 152L118 151V150H115ZM257 151H259V150H257ZM48 152V153H49ZM60 152V153H61ZM22 153V154H23ZM25 153V154H26ZM122 153V152H121ZM174 153L178 156V157H180V156H182L183 155V153H178V152H176V151H174ZM252 153V154H251ZM258 153H256V154H258ZM13 154V155H12ZM16 154V155H15ZM22 154H21V156H22ZM46 153L44 152V154L43 155H45ZM1 155V154H0ZM15 155V156H14ZM60 155H62V156H60ZM72 155H73V158L75 159H70L69 158V156L70 157H72ZM2 156H5V155H3L2 154ZM10 156H13V157H10ZM17 156V157H16ZM24 156H25V158H24ZM32 156H34L35 158H33ZM45 156H47L48 157V155H45ZM66 156V157H67ZM75 156V157H74ZM99 156H101V157H99ZM118 156L120 157H123L124 156V158H121L120 157V159L118 158ZM260 156H262L261 157V159H260ZM14 157H15V159H14ZM39 157V158H38ZM40 157H41V159H40ZM98 157V158H97ZM112 157V156H111ZM114 157V156H113ZM254 157L256 158L255 160H254ZM9 158H7L8 160H9ZM19 158H20V156H19ZM28 158H32L31 160L33 161L34 160V162L33 163H35V164H32V162H30V159H28ZM77 158H79V159H81V160H79V159H77ZM97 158V159H96ZM100 158V159H99ZM1 159L3 160V157H1ZM6 158H4V160H5ZM14 159V160H13ZM17 159H18V161H17ZM23 159H27L28 160V162H29V164H31L32 166H30L29 164H27L26 162H24V160ZM40 159V160H39ZM68 159H66V160H68ZM53 160V161H52ZM76 160H79V161H77V162H73V161H76ZM82 160H84V161H82ZM247 160H249V161H247ZM254 160V161H253ZM17 161V162H16ZM19 161H20V164H19ZM24 162V170H23V167H21L20 165H21V163H22V165H23V162ZM36 161V162H35ZM39 161H40V163H41V161L42 162H45V163H41V164H43V166H44V169H42L43 168V166L41 167V165L39 164ZM48 161H50V163H47ZM247 161V162H246ZM13 162H15V164L17 163V166H18V164H19V166H18V170L20 171V172H23V173H21V175H20V172L18 173L19 174V178H16L15 179V174H16V170H15V167L14 166H16V165H14L13 164ZM53 162H54V164H53ZM80 162V163H79ZM84 164H83V163ZM249 162V163H248ZM252 162V163H251ZM3 163H4V165H3ZM25 163H26V165H29V166H26L25 165ZM38 164V166H37V164ZM231 163V166H229V168L227 167L229 164ZM245 163H248V167L247 168H245L244 167V165H245ZM47 164L49 165H52V166H50V168H51V171L54 169V165H56L55 166V168L57 167V169L59 168V169H61L62 171H64L65 173L64 174H66V175H63V176H58V177H54V174L58 171L59 172V170H57V169H54L53 171H56L53 175L50 173V169L47 167ZM64 164H66V163H64ZM81 164H83V165H81ZM112 164H113V166H112ZM254 164V165H253ZM262 164H264V163H262ZM261 164V165H262ZM7 165V166H6ZM8 165L10 166V167H8ZM35 165V166H34ZM46 165V166H45ZM66 165H69V163H67ZM65 165V166H66ZM80 165V166H79ZM86 165H87V167H86ZM236 165H237V170H235L234 171V168H236ZM258 165V166H259ZM11 166H12V168L14 167V170L11 168ZM25 166H26V169H25ZM71 166V167H72ZM3 167V168H2ZM29 167V168H28ZM30 167H31V169H30ZM32 167H33V169H35L36 170V173L35 172H33V173H31L32 171H30V170H32ZM37 167V168H36ZM62 167V168H61ZM234 167V168H233ZM250 167H253L252 169H254L253 171H251V168ZM262 167H264V166H262ZM19 168H22V169H19ZM40 170H39V169ZM46 168H48V169H46ZM225 168V169H224ZM30 169V170H29ZM70 169V168H69ZM221 169H223V170H221ZM229 170L228 171V174H231L230 176L228 175V174H224V176H228V177H231L230 179L226 176V177H221L222 175H223V173H227V171H225V170ZM233 169V170H232ZM256 169V170H255ZM12 170L14 171V173H12ZM22 170V171H21ZM34 170V171H35ZM40 172H38V171ZM49 172H48V171ZM60 170V171H61ZM67 172H66V171ZM219 170H221V172H223V173H221ZM231 170H232V172H231ZM44 173H43V172ZM213 171V172H212ZM233 171H234V173H233ZM236 171H237V175L235 174L236 173ZM247 171H250V172H247ZM121 172V173H120ZM189 172H190V174H192V175H197L196 174V170L194 169V170H189ZM217 172H220V173H218V175L216 174ZM49 173V174H48ZM62 173V172H61ZM60 173V174H61ZM234 174V176H233V174ZM260 173V172H259ZM13 174V175H12ZM17 174V175H18ZM24 174V175H23ZM31 174H35L34 176H32ZM43 175L45 178H49V179H46L45 181H44V177L43 176H41V175ZM115 174V175H114ZM220 174V175H219ZM262 174V173H261ZM15 175V176H14ZM36 175H39V177L41 176L42 177V179H41V177H40V179H39V177H36ZM56 175H58V174H56ZM62 175V174H61ZM255 175L257 176V174L256 173H254V175H253V177H255ZM4 176V177H5ZM26 176V177H25ZM50 176H51V178H50ZM212 176V177H211ZM214 176H216V178H217V176H220V178H222V182L223 183H225L227 180L228 181H232L233 179H232V177L234 178V185L233 184H231L232 185V187L230 188V190L233 188V186H234V189H232L230 192H228L229 190H227V189H229L228 188V186L230 187L231 185L229 184V183H232L231 181L230 182H226L225 184H227V185H224L225 187H223L225 190H226V193H225V190L222 188V191H220L219 192V190L221 189V185H220V182L219 181H221V180H219L218 182H219V184H218V182H216L217 184H216V186H219L218 188H220V189H216V186H214V183H215V179H214ZM261 176V175H260ZM16 177H18V176H16ZM25 178V179H23V178ZM28 177L30 178V180L28 179ZM212 179H211V178ZM244 177V178H243ZM257 177H259V175L257 176ZM0 178V179H1ZM20 178L22 179V180H24L23 182V185L21 184L22 183V181L20 180ZM27 178V179H26ZM33 178V179H32ZM38 180H37V179ZM44 178V179H43ZM208 178H210V179H208ZM219 178V179H220ZM227 178V180H225ZM261 178V177H260ZM32 179V180H31ZM224 179V180H223ZM261 179H264V177H262ZM260 179V180H261ZM17 180H19V181H17ZM37 180V182H38V184L39 185H37V183H34L35 181ZM40 180H42V181H40ZM209 180H210V182H212V184L209 182ZM218 180V179H217ZM14 181H16V182H14ZM25 181H27V184L25 183ZM34 181V182H33ZM49 183H48V182ZM69 181V182H68ZM99 181H101L100 183H99ZM253 181H254V179H253ZM8 182V183H7ZM16 183V184H14V183ZM19 182H21L20 184H19ZM31 182V183H30ZM34 183V185H31V184H33ZM209 182V183H208ZM258 182V181H257ZM18 183V184H17ZM44 183V184H43ZM46 183H48V184H46ZM106 183V184H105ZM119 183V184H118ZM253 183V182H252ZM254 183H256V181H254ZM254 183H253V185H254ZM262 183H264V182H262ZM9 184V185H8ZM36 184V185H35ZM41 184V185H40ZM43 184V185H42ZM100 184V185H99ZM209 184V185H208ZM260 184H261V181H260ZM19 185V186H18ZM22 185V186H21ZM121 185V186H120ZM250 185H251V183H250ZM262 185H264V184H262ZM16 186V187H15ZM18 186V187H17ZM24 186V188H21V187H23ZM211 186V187H210ZM223 186V185H222ZM259 186V184H257V187ZM19 187L21 188V190L19 189ZM257 187H254V186H249L248 188L249 189H251V190H253V191H255L254 193H259V194H261L262 193V191H264V189H261V193L259 192V191H256L255 189H257ZM261 187V186H260ZM17 188V189H16ZM113 188V189H112ZM227 188V189H226ZM223 190H224V195L226 196V198H225V200H227V199H230L229 197H230V194H234L233 195V200H232V204H230V203H228L229 201L231 202V200H229V201H223L224 200V198L223 197H221V196H223V194H222V192H223ZM260 190V189H259ZM60 191V192H59ZM234 191V192H233ZM253 191H252V196L254 197V193H253ZM13 192V193H12ZM213 192H216V191H213ZM220 194H222L221 196H219V193ZM230 193V194H229ZM256 193V194H257ZM107 196H106V195ZM108 194H111L109 197H111L112 199L110 200V202L108 201L110 198L108 197ZM215 194V193H214ZM228 194H229V196H228ZM258 194V195H259ZM262 194H264V193H262ZM261 194V195H262ZM117 195V196H116ZM101 196V197H100ZM262 196H264V195H262ZM262 196H256L255 195V200H256V198H257V200L258 199H260V198H264V197H262ZM91 197H92V200H91ZM96 197V198H95ZM104 197V198H103ZM206 198L208 197V196H205ZM219 197V198H218ZM222 199H221V198ZM234 197H235V199H234ZM99 198V199H98ZM101 198V199H100ZM106 198H109V199H106ZM89 199V200H88ZM95 199H96V203H98V204H96L94 201H95ZM107 200L106 201V203H107V205H105V200ZM220 199V200H219ZM48 200V201H47ZM98 200V201H97ZM171 200V199H170ZM256 200V201H257ZM85 201V202H84ZM90 201V203H88V202ZM172 201H174V204L175 203H178V202H175V200H171L170 202H171V204H172ZM211 203H209V202ZM223 201V202H222ZM262 202V205L260 206V204H261V202ZM87 202V204L89 205V207H88V209H87V207L85 208V205L83 206V203L85 204ZM93 202V203H92ZM101 202V203H100ZM104 204H103V203ZM111 203V204H109V203ZM260 206V207H258V205ZM94 204H95V206H94ZM100 204V207L98 206ZM103 205V207H102V205ZM170 204V203H169ZM208 204H210L209 205V207H212V208H206V207H208ZM212 204L213 205H215V206H212ZM227 204H229V205H227ZM77 206L76 208L74 207V206ZM110 205V206H109ZM177 205H179V204H177ZM176 204L174 205V206H176L175 208H178V206H177ZM224 206V209L225 210H227L226 212H230V209L232 208V210H233V212H231L230 214V216H229V214L228 213H226L225 212V210L223 209V208H221V206ZM230 205H233V206H231V208H230ZM87 206V205H86ZM92 206V207H91ZM97 206H98V209H97ZM104 206L106 207L105 208V210H107V212L106 211H102L101 212V210H102V208L104 209ZM109 206V207H108ZM168 206H170V205H168ZM222 206V207H223ZM84 208L85 210H83L84 212L86 211V212H88V214H85L83 211H81V212H83L84 213V215H88V216H90L91 215V218L90 217H88V220L86 221L85 219H86V216H83V213H82V216H80V214H79V212H80V210H78V209H80V208ZM93 207H95L96 208V211L95 212H93V213H91L92 211H93ZM108 207V208H107ZM111 207V208H110ZM200 207H201V204H200V201L199 200H197L196 202H194L193 204H192V209L195 211V212H197V213H199L200 212ZM240 207V208H239ZM54 208V209H53ZM57 208V209H56ZM93 208V209H92ZM110 208V209H109ZM170 208H172L171 210H173L174 208H173V206L171 205L170 206ZM228 208V209H227ZM73 209V210H72ZM81 209V210H82ZM100 209V210H99ZM209 209V210H208ZM215 209H217V208H215ZM219 209V208H218ZM78 210V211H77ZM89 210H90V212H89ZM178 210V209H177ZM210 210V211H211ZM229 210V211H228ZM99 211V212H98ZM108 211H110V212H108ZM174 211L176 212V209H174ZM69 212V213H68ZM76 212H78V213H76ZM224 212V213H223ZM244 212H246L247 214H248V217L246 216L247 214L245 213L244 214ZM249 212H250V216H251V214H252V216H253V219L254 220H252L253 222H254V225L255 226H257V228L259 229H257L259 232V234L258 233H256L257 232V230L256 229H254V230H256V232H254V230H252L251 228L253 227V223H251V219L250 220H248V218H249ZM251 212H253V213H251ZM262 212H264V211H262ZM48 213V214H47ZM53 213V214H52ZM96 213V214H95ZM101 215H100V214ZM103 213V214H102ZM105 213V214H104ZM106 213H109V214H106ZM208 213V212H207ZM50 214V215H49ZM77 214H79V215H77ZM94 214V215H93ZM200 214V213H199ZM217 214H219V215H217ZM226 214H228L227 216H226ZM255 214V215H254ZM47 216V217H45V216ZM96 215H97V220H96ZM100 215V216H99ZM104 215V216H103ZM109 215H110V217H111V219H109L110 217H109ZM205 215V216H206ZM245 215V216H244ZM93 216V217H92ZM103 216V217H102ZM106 216V217H105ZM217 216H219L218 218H217ZM226 216V217H225ZM256 216V217H255ZM54 217V218H53ZM73 217V218H72ZM75 217V218H74ZM76 217H84V221H82V218H80L81 219V221H82V226H81V224H79V222H81V221H78V220H80V219H76ZM103 219H102V218ZM108 217V218H107ZM230 217V218H229ZM245 217V218H244ZM34 218V219H33ZM36 218V219H35ZM95 218V219H94ZM100 218V219H99ZM186 218V217H185ZM188 218V217H187ZM202 218H204L203 220V223H202ZM219 218H221V221H220V219ZM222 218H223V220H222ZM229 218V219H228ZM44 219H45V221H44ZM49 219H50V223H49ZM52 219V220H51ZM90 219V220H89ZM94 219V220H93ZM107 219H108V221H107ZM227 219H228V221H227ZM243 219L244 220H246V222L244 221L243 222ZM262 219H264V218H262ZM43 220V221H42ZM75 220V221H74ZM76 220H77V222H76ZM92 220V221H91ZM96 220V221H95ZM102 220V221H101ZM106 221V222H104V221ZM110 220H112V221H110ZM220 221V222H218V221ZM37 221V223H35ZM90 221V223H87V222H89ZM96 222V225H95V222ZM100 223V225H101V222H102V224H104L102 227L99 225L98 226V222ZM219 223V226H216V227H218V228H216V227H214L215 225H218L217 223ZM230 221V222H229ZM256 221V222H255ZM72 222V223H71ZM73 222H74V224H77V225H80V226H78V227H80V230H81V228L82 227H84V225H85V223H87L86 225H88L89 227H91V229L88 227V226H86L87 227V229H86V227H84L85 229H86V231L88 232H83V230H79L78 228H77V225H75L74 226V224H73ZM91 222H94V225L91 223ZM205 222V223H204ZM206 222H208V223H206ZM229 222V223H228ZM234 222V223H233ZM244 223V226H245V223H246V225H247V223H250L249 225H251V226H247V228L249 227L250 228V230H252L255 234L254 235H256V234H258V236H260L261 237V239L259 238V240H260V242H259V240H257L258 238H257V236L255 237L256 238V240L255 239H251L252 241L254 240V241H256L257 243L256 244H254V243H251L252 244V246L253 245H255L254 247H257V248H254L253 247V249L254 250H256L255 252H253V253H247V252H249V250L246 248L247 247V245H248V243L246 244V242H251V240H250V238H254L253 236L251 237V235H250V233H248V235L250 236V238L249 237H246L247 236V228H246V230H245V232H244V228H243V223ZM105 223H107V224H112V229L111 230H109L110 228H111V225L110 226H108L107 224H105ZM258 223H259V225H258ZM52 224V225H51ZM73 224V225H72ZM202 224H205V227L203 228V226L204 225H202ZM206 224H208L209 226L207 227L208 229H210L209 231H208V229L206 228ZM233 224V225H232ZM91 225H93V226H91ZM107 225V226H106ZM213 225V226H212ZM37 226V227H36ZM95 226H96V229H93V228H95ZM231 226H232V228H231ZM105 227V228H104ZM106 227L107 228H109V229H106ZM209 227H211V228H209ZM214 227V228H213ZM246 227V226H245ZM101 228V229H100ZM205 228H206V230H205ZM234 228V229H233ZM249 228H248V230H249ZM52 229H54V231L52 230ZM76 229V230H75ZM120 229V230H119ZM216 229V230H215ZM227 229V230H226ZM233 229V230H232ZM262 229V230H261ZM91 230V231H90ZM93 230V231H92ZM96 230H98V232L96 231ZM103 230H106V231H103ZM107 230H109V232L107 231ZM114 230V233H112V231ZM77 231L79 232L80 231V236L78 235L79 233H77ZM91 232V235H92V233H93V235H94V237H92L91 235H90V237H92V238H90L88 235H89V233ZM101 231L103 232L102 233V236L99 234V233H101ZM198 231L200 232V233H198ZM218 231V232H217ZM83 232V233H82ZM94 232H96V233H94ZM105 232V233H104ZM179 232V233H178ZM207 232V234H205ZM228 234H227V233ZM250 232V231H249ZM76 233V234H75ZM81 233L83 234V235H81ZM85 233H87L88 235H86ZM108 233V234H107ZM110 233H111V236H112V239H110L109 240V238H111L110 237ZM177 233V234H176ZM245 233H246V235H245ZM252 233V232H251ZM85 234V235H84ZM96 234L97 235H99V236H101V240L103 241V242H101V240H100V238L97 240V239H95V237H96ZM105 234H107V236H105ZM116 234H118L117 236H119L120 238H119V243H118V245L120 244V242H121V244L117 247V250L119 249V251H116V247L114 248V246H116L117 245V243H115V242H118L117 240H113V238H117L118 239V237H115L116 236ZM172 234V235H171ZM176 234V235H175ZM253 234V233H252ZM210 235V236H209ZM71 236H74V238H75V240H74V238H71ZM83 236H87V240H88V238H89V240L91 239L92 241H93V243L94 244H92V241L90 240V244H89V246L88 245H86V243H88L89 242V240L86 242V241H82V240H86V237L84 238ZM98 236V237H99ZM104 236L106 237V240H107V244H106V242H105V244L107 245H105L104 247H103V245H104V241H106L105 240V238H104ZM181 236V237H180ZM187 236V237H186ZM198 236H200V237H198ZM71 239H73L72 241L70 240V238ZM172 237V239H170ZM179 237V238H178ZM216 237V238H215ZM220 237V238H219ZM19 238V239H18ZM76 238H77V240H76ZM79 238H81V240L79 239ZM84 238V239H83ZM199 238V239H198ZM246 238L248 239V240H246ZM15 239H18V240H15ZM30 239V240H29ZM187 239V240H186ZM199 241H198V240ZM210 239V240H209ZM222 239H224V240H222ZM19 240H21L20 242H18ZM97 240V242L100 240V242L101 243H103V244H101L100 243V246H96L97 247V249L98 250H95V251H98L97 252V254H95L94 255V253H95V251L93 250V252H92V250L89 248V250H91L90 252L89 251H87L88 249H87V246L88 247H90V245H91V247H93L94 248V245H95V243L96 242H94V241H96ZM112 240V241H111ZM171 240H172V242H171ZM208 240V241H207ZM211 240H213L212 242H211ZM228 240V241H227ZM231 240V241H230ZM236 240V242H234ZM78 241V242H77ZM111 241V242H110ZM167 241H168V243H167ZM175 241V242H174ZM184 243H183V242ZM242 241H243V243H242ZM44 244H43V243ZM70 244H69V243ZM78 243V245H77V243ZM81 242H82V244H81ZM84 242H86V243H84ZM109 242V243H108ZM144 242V241H143ZM171 242V243H170ZM187 242H189V243H187ZM42 243V244H41ZM173 243V244H172ZM181 243V244H180ZM234 243H236V244H234ZM260 244L261 245V248H258V246H256L257 244ZM74 244V245H73ZM79 244H80V247H79ZM85 244V246H83ZM98 244H99V242H98ZM97 244V245H98ZM110 244H111V246H112V248L110 247ZM116 244V245H115ZM167 244H169V247H167L168 245ZM208 244H212V245H208ZM233 244V245H232ZM37 245V247H35ZM41 245V246H40ZM46 245H48V246H46ZM75 245H77V248H76V246ZM81 245H82V247H81ZM240 245H241V247H240ZM250 245V244H249ZM260 245H259V247H260ZM33 246L35 247V249L33 248ZM70 246V247H69ZM75 246V247H74ZM102 246V247H101ZM177 246V247H176ZM246 246V247H245ZM252 246H250V247H252ZM85 247V248H84ZM96 247H95V249H96ZM99 247H100V249H99ZM107 247V248H106ZM177 249H176V248ZM250 247L248 246V248L250 249ZM31 248V249H30ZM73 248V249H72ZM75 248L77 249V250H82L81 252L79 251L78 253L79 254H81L82 253V256L84 257V255H85V252L87 253L86 254V256L82 259L81 257V261L79 260V256H78V253H77V250H75ZM79 248V249H78ZM82 248V249H81ZM92 248V249H93ZM102 248H104V249H102ZM111 248V249H110ZM121 248V249H120ZM154 248V249H153ZM167 248V249H166ZM169 248V249H168ZM245 248V249H244ZM85 249V250H84ZM103 251H102V250ZM158 249H160L161 250V252L162 253H160V251L158 250ZM175 249V250H174ZM244 249V250H243ZM253 249H251V251H253ZM34 250V251H33ZM73 250V251H72ZM83 250H84V252H83ZM99 250H101L102 251V253H101V251L99 252ZM108 250L110 251V252H108ZM150 250V251H149ZM154 250V251H153ZM184 250H186V251H184ZM246 250H248V251H246ZM10 251V252H9ZM27 251V252H26ZM30 251V253H28ZM156 251H158L157 253H156ZM26 252V253H25ZM93 253V255L92 254H90V253ZM106 252V253H105ZM108 252V253H107ZM231 252V253H230ZM257 252V253H256ZM24 254V259H23V254ZM37 253V254H36ZM98 253H100V254H98ZM103 253H105V255H106V257H105V255L103 254ZM113 253H115L114 255H113ZM256 253V254H255ZM26 254H27V256H26ZM66 254V255H65ZM74 254H76L75 256H74ZM121 254V253H120ZM125 255H126V253H124ZM123 254V255H124ZM161 256H160V255ZM163 254V255H162ZM220 254V255H219ZM29 255V256H28ZM34 257H33V256ZM96 255H98L97 257H96ZM123 255H121V256H123ZM207 255V256H206ZM234 255H236L235 257H234ZM246 255V256H245ZM81 256V255H80ZM114 256V257H113ZM158 256V258H156ZM184 256V257H183ZM219 256V257H218ZM259 256V257H258ZM28 258V262H26V259ZM104 257V258H103ZM124 257V256H123ZM210 257V258H209ZM214 257V258H213ZM246 257V258H245ZM261 257H262V260H261ZM9 258V259H8ZM11 258H13V259H11ZM26 258V259H25ZM37 258V259H36ZM65 258H67L66 260H67V262L65 261ZM73 258V259H72ZM78 258V259H77ZM113 258V259H112ZM122 258V257H121ZM121 258L119 257V259L121 260ZM124 258H126V257H124ZM207 258V259H206ZM218 258V259H217ZM241 260H240V259ZM259 258V259H258ZM16 259V260H15ZM32 259V260H31ZM40 259V260H39ZM64 259V260H63ZM75 259V260H74ZM89 259V258H88ZM97 259H96V261H93V264H95L96 262L98 263V261H97ZM112 259V260H111ZM6 261V262H4V261ZM9 260H11V262L9 261ZM12 260L14 261V262H12ZM78 260L80 261V263L78 262ZM86 260H87V258H86ZM159 260H160V262H159ZM172 260V261H171ZM181 260V261H180ZM237 260V261H236ZM253 260H252V262H253ZM259 262H258V261ZM260 260L262 261V262H260ZM18 261V262H17ZM70 261V262H69ZM76 261V262H75ZM85 261V260H84ZM111 261H113V262H111ZM236 261V262H235ZM238 261H240L239 263H238ZM250 261V262H249ZM9 262V263H8ZM37 262V263H36ZM90 262H92L91 260H90ZM89 262V263H90ZM122 262H124V260L122 259V261H119V263L121 264ZM253 262V263H254ZM84 263V262H83ZM101 263V264H102ZM118 263V264H119ZM252 263V264H253ZM82 264V263H81ZM90 264H92V263H90ZM124 264V263H123Z\"/></svg>",
	"mask_w": 264,
	"mask_h": 264
}]
</instances>
